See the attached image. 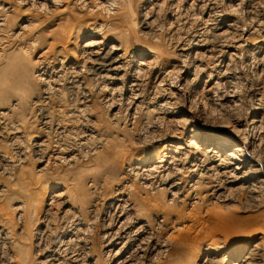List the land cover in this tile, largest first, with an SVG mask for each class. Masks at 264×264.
<instances>
[{"label":"rangeland","instance_id":"374dc122","mask_svg":"<svg viewBox=\"0 0 264 264\" xmlns=\"http://www.w3.org/2000/svg\"><path fill=\"white\" fill-rule=\"evenodd\" d=\"M13 1H15V0H0V4L2 2L5 3L6 6L8 4H12V8L10 9V11H8V12L5 11V14L7 13L8 18H6V24L3 26L4 28L0 29V37L2 38V39H0V66H1L0 67V112L1 111L7 112L4 115L5 118L2 120V122L0 124V125H3V127L0 126V133H2L0 135V153L7 154L10 156L12 155L13 158L15 159V160L13 159L15 162L11 166L9 164L7 165L5 162H0V166H1L0 167V171H1L0 172V184L6 185V186L13 184L14 182H16L18 180V177L15 178V176L17 174L20 176V172H21L22 175L20 176L19 182H20V184L28 182L27 187L29 189L26 188L27 192H24L23 187L20 188L19 186H15V191L10 190V188H8L6 191H4L2 193V195H0V204H2V208L0 209V227H1V225H4L6 227H9L11 230V233H9V235L6 237L8 239H6V238L2 239L0 236V251H6L8 249L9 253L11 255L15 256L14 260L19 259L20 257H23L25 259H30L32 261L31 264H38L37 259L38 258L40 259V257L43 256V252H44L43 248H45V246H48L50 243L54 244L55 240L59 241V239H61V240L64 239V236H66L68 233H70L69 230L72 229L73 231H75V235H77V236H79V238H81V241L76 242L75 239H74V241H71L75 246L78 247V248L76 247L77 252L81 253L85 249L86 250L90 249L89 250L90 251V255H89L90 257L79 256L80 261L83 262V264H87L86 262H88V261H90V262L93 261L96 257H99L100 264H107L106 262H108V261H109L108 264H115V263H112L110 261L109 257L105 258L106 257L105 252L108 248L106 247L105 239L103 237H101L102 233L104 234L105 233L104 231L107 230L106 229L107 226L105 224L107 223L106 219L109 218V216H107L108 201H110L109 197H111L114 194L113 192H115V191L118 192L119 190L120 191L126 190L128 192L130 190V192H128V193L130 194V197H132V199L134 201V204H135L134 207L137 208V210L134 208L132 211H130L131 213H133L132 216L135 214L133 217L136 218V220H137V217L139 216L138 218H140V219L143 218V220L147 219V221H149L151 223L150 224L151 226H149L148 230L142 234L143 237L146 236L147 241L145 240L143 243V245H145L144 247H146V249H144V252H143L144 255H141L140 257L136 256V259L139 258L138 260H136V261H138V264L142 263V262H143L142 264H153L152 262H154V264H156V263L159 264L161 258H163L164 260H166V258H169L168 256L166 257L167 254L162 255L161 257L159 256L160 259H158V256H156L158 254L154 255V253H156V250L155 249L152 250V247L154 246L156 241H165L168 245H170L169 248H170L171 252H175L178 247L180 248V250L179 249L177 250V251H179L178 254L175 255L176 259L178 260V262H176V264H212V263L213 264H218V263L219 264H223V263L224 264H232V261L235 263H238L239 260H237V258H243L244 255L249 250V248L253 247V245L256 244L257 242H259L258 245L261 246V247L258 246V248H259L258 252L263 253L264 252V244H263L264 238L262 237L263 241L260 240L261 234L259 233V231L257 232V229H258L257 227L260 225L254 226L253 224L257 218L256 213L262 212V214H264V181H263L264 180L263 179L264 178V169H263L264 168V160H263L264 159V142H263L264 141V136H263L264 135V131H263V129H264L263 128L264 127V123H263L264 122V105H263L264 104L263 103V101H264V89H263L264 88L263 87L264 86V53H263L264 52V0H252V1L251 0H231V1L230 0H227V1L226 0H152V2H151V0H132V6L135 7V9L137 8L138 11L136 9V11H137L136 12L137 27H136L135 33L133 35H131L132 37H130L131 38L130 49L132 50L130 52V54H132L131 56H133L132 58L129 57V60H131V62L130 63L125 62L124 69L122 70V72L120 74V78L118 80H112L113 82L112 81H102V82H98V83L94 79L89 77V75H87L86 71L83 68L84 62L87 61V55L90 56V54L86 50V47H84V43L91 41L93 39L92 30H96V29L98 30L99 26H97V25H100V23L102 21L106 22L110 19L109 16H111L112 11L110 10V12L107 13L108 11L104 10V7L102 6V4L105 0H85V1L84 0H81V1L80 0H61V1L59 0V1H56L57 5H55L54 2L51 3L48 0H29V1L25 0L26 2L24 0H22V1L17 0L20 3L19 2L16 3V1L15 2H13ZM31 1H34L32 3L33 5L37 2L34 5L36 7V9H35V7H33V5H31ZM41 1H43L42 5H41ZM21 2H23V3H21ZM207 3L209 6L208 7L204 6V4L207 5ZM99 4H101V5H99ZM241 4H242V6H241ZM230 5H231V7H230ZM237 5H238V7H237ZM246 5H247V8H246ZM38 6H39V8H38ZM101 6H102V8H101ZM192 6H194V8H192ZM211 6H213V7H211ZM216 6H219V8ZM228 6L231 9L233 7H236L234 9L235 11L233 9L230 10V8ZM148 7L149 8L152 7V8L149 9ZM226 8H228V9H226ZM237 8H238V10H237ZM147 9H149L151 11H149ZM197 10H199V11H197ZM231 11H233L235 14H233V12L230 13ZM144 12H145V14H144ZM184 12L186 13V15L184 14ZM224 12H226V13H224ZM236 12H238V13H236ZM100 13L103 15H101ZM137 13H139V14L137 15ZM216 14L218 15V17H216L217 16ZM245 14H247V16ZM255 14H258V15H255ZM107 15H109V16H107ZM183 15L185 16L184 18H183ZM200 15H202V17ZM211 15L213 17H210ZM25 16L29 17L30 20H32L34 23L39 22L40 27L34 28L33 24L22 27L23 26L22 23L26 24L25 22H23ZM96 16L98 17V19H96L97 18ZM99 16H101V17H99ZM104 16H105V18H103ZM67 17H68V20L70 19L69 22L67 21ZM173 17H175V18H173ZM206 19H208V20L211 19V20L208 21ZM213 21H215V22H213ZM218 21H220V22H218ZM209 22H211V23H209ZM254 22L257 23V27H256V23H254ZM201 23H202V27H201ZM247 23H250V24H247ZM204 24H205V26L203 28ZM235 24H237V26ZM206 25H207V27H206ZM216 25H218V26H216ZM229 25H230V27H228ZM247 25H250V27ZM122 26L120 27L121 30L119 29L118 31H123L124 30L123 28L126 29L125 25L123 27ZM240 26L242 28L241 30H240ZM208 27H210V28H208ZM246 27H248V28H246ZM243 29H244V31H243ZM67 30L70 34L67 33ZM105 30L104 31H98V32H99V34H101L100 32H102V35L103 34L105 35V33H106V37L113 38L110 34L111 31L109 32V30H106L107 32H105ZM19 31H20V33L18 35H15ZM72 31H73V33H72ZM222 31H225V32H222ZM249 31H250V33H249ZM148 32H149V34H148ZM209 32H210V34L208 35ZM227 32H228V34H226ZM223 33H225V34H223ZM242 33H243V35H242ZM66 34H67V36H66ZM200 34H201V36H200ZM236 34H239V35H236ZM247 34L249 35V37ZM69 35L70 36L72 35V36L68 37ZM134 35H135V38H134ZM225 35H226V37H225ZM152 36H154V37H152ZM194 36H196V37L194 38ZM213 36L216 38H213ZM219 36H220V38H219ZM222 36H223V38H222ZM246 36L248 37V39L250 41L247 39ZM252 36H253V38H252ZM202 37L203 38L205 37V38L203 39ZM34 38L37 39L36 43H31V40ZM59 38L61 39L60 42H59ZM114 38L119 41V38H117V37H114ZM114 38L112 40H107V42L108 43L113 42ZM121 38L122 37H120V39ZM186 39H188V41H186ZM224 39H226V40L228 39L227 42ZM190 40H192V41H190ZM232 40H238V41L236 42V41H232ZM258 40H260V41H258ZM56 41H58V42H56ZM203 41H204V43H203ZM214 41H215V43H214ZM228 41H229V45L227 44ZM136 42H137V44H135ZM184 42H187L188 44L184 43ZM222 42H223V44H222ZM231 42H232V44H231ZM202 43L204 46H202ZM239 43L241 46L239 45ZM142 45H144V46H142ZM222 45H224V46H222ZM230 45H233L234 47L230 46ZM184 46H185V49L183 48ZM156 47H157V50H155ZM149 48H152L157 52V53H155L156 56H155V54L150 55L151 53H148ZM217 48L221 49V50L219 51V50H217ZM63 49L65 51H67L68 55ZM181 50H182V53H181ZM214 50H216V51H214ZM58 51H62V52L57 54ZM71 51L74 54L76 52L75 55L73 54V57H72ZM84 52H86V53H84ZM223 52H225V53H223ZM230 52H232V53L230 54ZM234 53L235 54L237 53V54L234 55ZM61 54H63V55H61ZM200 54H202V55H200ZM214 54L217 56V60H216V58H215L216 56ZM82 55H83V57L81 58ZM182 55H184V56H182ZM212 55H213V57H212ZM67 56H69V57H67ZM204 56H207V57H204ZM52 57H53V59L55 57H58L59 58L58 60H60V59L63 60L64 57H67V59L64 61H62V60L61 61H58V60L53 61ZM151 57H153V58H151ZM201 57H202V59H201ZM154 58H156V59H154ZM157 58L159 60H157ZM220 58H221V60H220ZM140 59L142 61H145V64L137 65L141 62ZM151 59H152V61H151ZM194 59H196V60H194ZM198 59L201 61H199ZM202 60H203V62H202ZM182 61L184 63H182ZM214 61H216V62H214ZM48 62H50V63H48ZM60 62L63 65H61ZM147 63L150 66H152V65L153 66L150 67ZM227 63L228 64L231 63V64L227 65ZM232 63H234V64H232ZM198 64H200V65H198ZM216 64L218 67L216 66ZM180 65L182 67H180ZM220 65L221 66L224 65V66L221 67ZM76 66H78V67H76ZM125 66H126V68H125ZM127 67H128V69H127ZM134 67H136V68H134ZM149 67L152 69H150ZM211 67H212V69H211ZM173 68H174V70H173ZM178 68H180L179 71H178ZM195 68H199V69H195ZM234 68H235V71H233ZM54 69H58V72L53 73L52 71H54ZM135 69H137L138 72H137V70L134 71ZM188 69H190V70H188ZM68 70L69 71L72 70L75 72H71V71L68 72ZM165 70L168 71V74H167V71H165ZM65 71H67V72H65ZM81 71H84V72L82 73ZM144 71H147V73ZM172 71H173V73H172ZM194 72H195V75H194ZM210 72H211V74H210ZM223 72H225L224 73L225 75H223ZM73 73H74V75H73ZM148 73L150 74V77H149ZM175 73H178V74H175ZM196 73H197V75H196ZM48 74H49V76H48ZM60 74H61V76H60ZM66 74H67V76H66ZM137 74H139V75H137ZM140 74L142 75V78H141ZM170 74L176 75L175 76L176 79H175V77H173ZM198 74H199V76H198ZM221 74L223 75V77L219 76ZM233 74H234V76H233ZM62 75H64V76L62 77ZM68 75L70 77H68ZM77 75H78V77H77ZM121 75L123 77H121ZM145 75H147L150 79ZM209 75H210V77H209ZM211 75L213 78L211 77ZM237 75H239L240 77L238 78ZM124 76H126V77H124ZM168 76H169V78H167ZM187 76H188V78H187ZM42 77L48 79V82H50V84L47 81H44V79H42ZM57 77L58 78L60 77L61 79L60 78L58 79ZM63 78H64V80H63ZM136 78L139 79V80H137L138 84H136V82L133 81ZM40 79H42V80H40ZM74 79L79 80L80 82H82V81H84V82H82L81 85H79V88H78V86L72 87ZM168 79H170V80H168ZM235 79L237 81L236 84H235V82H236ZM69 80L71 81V83H69L70 82ZM232 80H233V82H232ZM61 81H63L62 84L60 83ZM150 81H151V83H150ZM163 81L165 83H163ZM189 81L192 82L193 87H192L191 83H188ZM216 81L218 83V89H217V85H215V84H217ZM229 81L231 82V85H230ZM43 82H44V84H43ZM65 82H66V84H64ZM89 82H91V83L89 84ZM105 82H106V84H105ZM166 82H168V83H166ZM108 83H110V84H108ZM100 84H101V86H100ZM103 84H105V85H103ZM130 84L132 87L130 86ZM155 84H156V86L153 87ZM161 84H163V85H161ZM187 84H188V86H187ZM226 84H229V85H227V88H226ZM233 84H234V86H232ZM237 84H238V86H237ZM51 85L52 86L54 85V86L52 87ZM171 85H173V86H171ZM183 85H186V86L181 87ZM204 85H205V87H204ZM240 85L242 88L240 87ZM245 85H246V87H245ZM260 85L263 88H261ZM88 86H89V88H88ZM90 86L95 87V88H92L93 91H92ZM54 87H55V89H54ZM104 87L106 89H104ZM185 87H187V88H185ZM255 87H258V88H255ZM43 88L44 89L46 88L47 91L44 90ZM50 88H52V89L50 90ZM96 88H98V89H96ZM101 88H102V91H101ZM131 88H132V90H131ZM145 88H146V90H145ZM161 88H163V89H161ZM222 88H223V90H222ZM233 88H234V90H233ZM122 89H123V91H122ZM164 89H166V90L164 91V94H162L163 93L162 91ZM260 89H262V91ZM49 90H50V92H49ZM53 90H55V91H53ZM90 90H91V94H90ZM98 90H100V91H98ZM117 90H118V93L116 92ZM158 90L160 91V93ZM218 90H219V92H218ZM224 90H225L226 94H228V95L225 94ZM247 90H248V92H247ZM249 90H251L252 92ZM108 91H112L113 93L110 92L111 93L110 94ZM155 91H156V93H155ZM211 91L215 92V93H212ZM234 91H235V93H234ZM257 91H259V92H257ZM99 92H102V93H99ZM157 92L160 94V97H159V94ZM167 92L169 93V95ZM206 92L208 93V95ZM241 92H242V94H241ZM133 93H135V94H133ZM138 93H140L139 95H141V96H139ZM229 93L236 94V95H231ZM258 93H260V94H258ZM86 94H88V95H86ZM114 94H116L118 97ZM122 94H123V96H122ZM156 94H158V96H156ZM170 94H171V96H170ZM172 94L175 97L176 96L177 97L175 98ZM45 95H47V96L45 97ZM221 95L224 97H222ZM108 96L111 97L112 100H113V98H115L113 100L112 106L109 105V104H111L112 101ZM134 96H136V97H134ZM145 96L147 98H145ZM251 96H252V98H251ZM119 97L121 100L119 99ZM194 97L197 98L198 100L195 99ZM207 97H209V98H207ZM210 97H211V99H210ZM216 97H218L219 100ZM231 97L233 99H231ZM238 97H240V98H238ZM154 98L157 100H155ZM181 98H182V100H181ZM184 98H185V100H184ZM214 98L217 100H215ZM103 99H106V100H103ZM125 99H127L128 101ZM138 99L140 101H138ZM169 99H171V100H169ZM247 99H248V101H247ZM253 99L256 101V103L258 105L255 103V101ZM134 100H136V101H134ZM167 100H168V102H167ZM212 100L215 102H213ZM260 100H262V101H260ZM81 101L83 103H81ZM141 101H142V103H141ZM146 101L148 103L150 101V103L148 104ZM218 101H219V103H218ZM108 102H110V103H108ZM165 102H167V103H165ZM189 102H190V104H189ZM194 102L195 103L197 102V103L195 104ZM252 102H253V104H252ZM77 103H78V105H77ZM86 103H88V104H86ZM119 103L121 105H119ZM122 103H123V105H122ZM161 103H164L165 105L161 104ZM184 103H185V106H184ZM216 103L219 104V106ZM130 104L132 105V107ZM143 104L145 106H143ZM158 104H160V105H158ZM193 104H195V105H193ZM237 104H238V106H237ZM138 105H139V107H138ZM169 105H171V106H169ZM220 105L222 106V108ZM224 105H225V108H227V109L224 108ZM86 106H87V109H86ZM135 106H136V108L138 107L139 110H138V108L136 109ZM142 106H143V108H142ZM155 106H156V108H155ZM189 106H190V108H189ZM236 106H237V108H236ZM118 107L120 108V110ZM124 107H125V109H124ZM210 107H211V109H210ZM230 107H232L233 109L232 108L230 109ZM150 108L153 110L155 109L154 111H156V109H157V113L154 112L153 110H151V111H153V113H152L150 111ZM256 108H259V110H257ZM122 109L124 111H122ZM177 109H178V111H177ZM223 109H225V112ZM76 110H78L79 112ZM81 110L84 111L85 113L83 112V114H82ZM142 110H143V112H142ZM165 110H166V112H165ZM227 110H228V112H227ZM136 112H138V113H136ZM68 113L70 115H67ZM139 113L140 114L142 113L143 116L140 115ZM148 113H150L151 115L149 114L150 116H148L147 115ZM167 113H168V115H167ZM133 114L136 116H134ZM206 116H208V117H206ZM165 117H166V119H165ZM199 117H201V119ZM167 118L170 120H168ZM205 118H206V120H205ZM256 118H258L260 121ZM261 118L263 119L262 123H261ZM135 119H137V121H135ZM174 119H176V120L174 121ZM131 120H133V121H131ZM165 120H167V121H165ZM179 120H181L182 122ZM252 120H254V121L252 122ZM47 121H48V124H47ZM58 122H59V124H58ZM176 122H178L180 124H178ZM202 122H204V123H202ZM13 123H14L13 127H15L17 123H19L21 125V130L17 134H20V135L23 134L24 137L23 136L17 137L16 139H15V137L13 138L12 135L13 134L15 135V133H16L12 129L13 127L11 128ZM130 123H132V125ZM133 123H136V124H133ZM4 125L8 129H5L6 127ZM91 125H92V127H91ZM49 127H51V128H49ZM184 127H185V130H184ZM171 128H173V130ZM174 128H177V129L175 130ZM247 128H248V130H247ZM3 129H5V130H3ZM190 129H192V131ZM261 129H262V131H261ZM178 130L179 131L181 130L180 133ZM12 131H13V133H12ZM175 131H177L178 133ZM183 132H184V134H181ZM26 133L27 134H30V133L33 134V135H31V137L29 136L30 138L28 137L30 140L27 138V136L25 137ZM163 133H164V137L162 136ZM252 133H254L255 135L254 134L252 135ZM54 134H55V136L53 137ZM75 134H77V135H75ZM82 134H83V136H82ZM256 134H257V136H256ZM261 134H263V135H261ZM156 135H158V136H156ZM171 135H173L174 137ZM49 136H50V138H48ZM75 136H77L78 139L75 140V138H76ZM93 136L96 137L97 142L99 141L98 143L96 141H94L95 137H93ZM160 136H162V137H160ZM180 136H182V137L180 138ZM246 136H247V138H246ZM252 136H254V137L252 138ZM10 137H12V138L10 139ZM56 137H57V139H56ZM88 137H90V138H88ZM155 137L157 138L156 141H154ZM53 138L55 141L53 140ZM85 138H87V140ZM91 138H94V140ZM104 138H105V140H104ZM152 138H154V139H152ZM259 138H261L263 140L260 142ZM50 139L53 141H51ZM61 139H63V140H61ZM106 139L109 140L108 143H107ZM16 140H18V141H16ZM47 140H49L51 142H48ZM192 140L195 143H192L193 142ZM227 140H228V142H227ZM245 140L246 141L249 140V141H247L248 143ZM14 141H16V142H14ZM41 141H43V143H41ZM93 141H94V143L96 142L95 146L93 144L91 145V142L93 143ZM101 141H102L103 145L101 144ZM110 141L113 142V144ZM142 141L144 142V144ZM258 141H259V143H258ZM36 142H37V144H39L38 142H40L42 145L39 147V149H38ZM55 142L58 144H61V145H59V147H58V144H56ZM72 142L75 143V145ZM88 142H90L92 149H91L90 145H87ZM116 142H117V144H119L117 147L118 148L120 147L121 151L116 147ZM190 142L194 145H192ZM241 142L243 143L245 153L247 154L246 161H247V163L253 164L252 167L254 169L252 168L251 170H249V168L247 167L243 170L244 172L243 171H240L239 173L236 171L233 172V169H231L232 167L224 168V167H226V165H228L226 162L227 158H226L225 162H223L221 164H219L218 161L214 162V163H209L211 161L207 159L209 161L208 162L205 159L209 155L208 149H210V148H215L218 145L221 146L222 144H224L225 147L223 148V154L225 155L227 152H229L231 150V148L236 147L238 145H241ZM44 143H46V144H44ZM47 143H50V145L49 144L47 145ZM69 143L70 144L72 143V144L70 145ZM99 143H100V145H99ZM65 144L67 145V147L68 146L70 147L69 150L64 148ZM120 144H122V145H120ZM196 144H197V146H196ZM76 145H78V146H76ZM79 145H81V146H79ZM181 146H182V148H181ZM193 146H196L197 148H200V149L197 150L196 147L194 148ZM259 146H260V148H259ZM41 147L43 149V152H42ZM74 147H75V149H74ZM80 147H82L83 150ZM84 147L88 148L89 150L85 149ZM122 147H123V149H122ZM60 148H62V150ZM255 148L257 151L254 150ZM40 149H41V151H40ZM70 149H71V151H70ZM73 149H74V151H73ZM93 149H96L97 151L93 150ZM112 149H114V150H112ZM124 150H125V152H123ZM175 150L177 151L176 153H175ZM201 150L203 151V153ZM205 150H207V153L205 152ZM251 150L253 152L255 151V153H253ZM66 151H67V153H66ZM93 151H96V152H93ZM108 151H110V152H108ZM40 152H41V154H40ZM75 152L76 153L78 152V153L76 154ZM115 152H116V154H115ZM120 152L121 153L123 152L122 153L123 155ZM158 152H159V154H158ZM69 153L75 154V156L77 155L76 161L74 159L75 162L73 160H72L73 162L67 161L65 155L67 156V154H69ZM81 153H82V155L84 154L85 157H84V155H83V157L79 156V154L81 155ZM96 153H98V155ZM126 153H128V154H126ZM156 153H157V155H156ZM256 153H258V154H256ZM88 154H90V155H88ZM93 155L96 158L92 157ZM117 155L119 156L118 158L116 157ZM120 155H122V158ZM137 155H138V157H136ZM158 155H160L162 158ZM166 155H167V157H166ZM185 155H188V156H185ZM156 156H158V157H156ZM172 156H174V157H172ZM179 156H180V158H179ZM18 157L20 160L18 159ZM112 157L113 158L116 157L117 159L113 160ZM61 158H62V160H61ZM77 158H78V160H77ZM81 158H82V160H80ZM85 158L87 160L89 159V161H86ZM203 158L206 160V162ZM186 159H187V162H186ZM129 160H144L146 163V166H144V167L150 169L147 171L149 175L141 174L143 172V169L142 168L137 169V168H135V166L133 167V163H130ZM180 161L183 164L180 163ZM1 163H3V164H1ZM15 163H16V165H15ZM193 163H194V165H193ZM199 163H201V164L199 165ZM223 164H225V165H223ZM201 165H202V167H201ZM139 166H141V165H139ZM154 166H155V168H154ZM213 166L216 168L211 169V168H213ZM172 167H174L175 169ZM180 167L181 168L183 167V168L181 169ZM199 167H201V168H199ZM4 168H6V169H4ZM129 168L132 171H130ZM176 168H178V169H176ZM189 168H191L192 170H190ZM197 168H198V170H197ZM255 168H257L258 170H261V171H258ZM94 169L96 171H94ZM179 169H181L182 171L181 170L179 171ZM187 169L189 170V173H187L188 172ZM216 169H217V171H216ZM7 170L9 172H7ZM138 170H139V172H138ZM157 170H158V172H156ZM205 170H206V172H205ZM226 170H228L229 172ZM256 170H257V172H256ZM92 171H93V174H95L94 175L95 178L98 179V182H99V185H98L99 188H97L95 191H93V189L91 187H85L84 188L80 183L81 179L84 178L86 175H88ZM162 171H163V173H162ZM168 171H170V172H168ZM13 172H14V177L11 174ZM130 172H132L133 174ZM175 172L177 175L172 174ZM193 172L196 174V176ZM215 172L217 175L214 174ZM157 173H159V174L156 176ZM184 173L186 174V176L183 175ZM200 173H201V175H200ZM210 173L212 175H215L216 177L215 176L213 177ZM152 174H154V175H152ZM230 174L231 175L234 174L235 176L234 175L231 176ZM150 175H151V177H150L151 179L149 178ZM203 175H204V177H203ZM228 175L230 176V178ZM152 176H154V178L155 177L156 178L154 179ZM168 176H170V177H168ZM177 176H178V178H177ZM237 176H238L237 180L234 181V179H236ZM240 176H241V178H240ZM164 177L166 178L165 180H171L172 181L173 179H180V181H181V183L178 186L180 188V189L178 188L179 194L176 193L174 198H173L172 194H171L172 196L170 195L171 191L168 190V189H171L170 187H168L170 185H168L167 186L168 189H166L167 187L164 184L165 180L163 181ZM219 177L221 178L220 180H219ZM168 178H171V179H168ZM185 178H188V179L185 180ZM159 179H160V181H157ZM199 179H201V180H199ZM210 179L213 181H211ZM253 179H255V180H253ZM154 180H155V182H154ZM195 180H198V181H195ZM151 181L153 182V184ZM194 181L197 184L196 188L191 187L192 184H195ZM148 182L151 186H149ZM223 183H224V185H223ZM41 184H42V186H41ZM125 184H128L129 186L132 185V186L128 188V185H126L127 187L124 186ZM251 184H255V186L251 185ZM260 185H262V186H260ZM183 186L186 187L185 190L182 189V188H184ZM126 188H128L129 190ZM193 188H194V191H193ZM197 188H201V189H197ZM229 189H231V190H229ZM43 190L46 191V197H45L43 202L45 204H49V205H47V208L49 207L48 208L49 212L46 213V215L41 219L42 220L41 221V220H37V217H40V213L38 214V216L34 215L32 217H29L32 214L33 208L36 207V205H32V207L29 206V203L33 204V202L35 200H39L38 195ZM185 191L190 192V193H186ZM109 192L110 193L112 192V193L110 194ZM219 193H221V194H219ZM109 194L111 196H109ZM199 194H201V195L199 196V199H197ZM26 195H31V197L28 199L26 197ZM225 195H226V197H225ZM259 195L261 196L262 199H260ZM194 196H196V197H194ZM219 196H220V199L217 200V198H219ZM222 196H224V197H222ZM36 197H38V198L34 199ZM51 200L53 203L51 202ZM197 200H199V201H197ZM220 200H222V201H220ZM141 201H142V203H141ZM194 201H196V202H194ZM49 202H51V205ZM88 202H89V204H87V206L91 207L90 209L94 208V210H91V212H90L89 208H86V210H87L86 212L83 210L86 213V215L88 214L86 216L83 211L81 214V209H82V207H86L85 204ZM18 206H21V208L19 209ZM140 209L142 212L139 214ZM78 210H80V211H78ZM134 211L136 213L138 211V213L136 214ZM19 212H24V213L22 215V218L18 221L17 217H18ZM79 212H80V216L83 217V214H84V217H83V223L80 225H77V222L74 221L73 216H75V215L79 216ZM164 213H166V214L169 213V214L166 217L165 216L163 217ZM178 216H180V217H178ZM94 217L95 218L97 217L96 221H95ZM182 217H183V221L185 219H187L188 221L185 220L183 223V221H180V220H182V219H180ZM104 218H105V220H104ZM43 219H45V220H43ZM86 219H88L89 221H90V219H94V221H95L94 225H93V220L89 222ZM97 219H98V221H97ZM175 219H176V222L179 219L180 220L176 223ZM62 220H64V222ZM100 220H101V222H100ZM29 222L33 223L31 228H27V225ZM88 222H89V224L91 223L92 225L91 224L89 225ZM228 224H232L233 228L227 227ZM61 225H63V226H61ZM65 225H66V227H65ZM70 226H73V227L70 228ZM77 226H79V227H77ZM91 226H94V227H91ZM175 226H176V229H175ZM178 226H180V228ZM56 227H58V228L56 229ZM61 227H63V228H61ZM67 227H69V228L67 229ZM82 227L84 229H82ZM87 227H88V230H87ZM78 228H80V232H79ZM50 230H52V231L54 230L55 232H52V231L50 232ZM150 231H152L154 234H152V232H150ZM76 232H78V233H76ZM54 233H55V235H54ZM84 233H85V235H84ZM153 235H155V237ZM67 236H69V235H67ZM84 236L86 237V240L84 239ZM9 239L12 241L14 240L13 246H12V251H11V248L9 247V246H11V244L9 245V243L11 242ZM50 239L53 242L50 241ZM65 239H67V238H65ZM168 239H170V241H168ZM178 239L180 240V242L182 241L181 246L178 245V244H180ZM211 241H212V243L215 241L216 244L210 243ZM78 244L80 245V247ZM214 245H217V246L214 247ZM147 247L150 249L148 250ZM81 248H83V249H81ZM145 250H147V251H145ZM150 252H151V254H150ZM263 254H260V259H262L264 261V257L262 256ZM164 256H165V258H164ZM225 257L227 258V259H225L226 261L224 260ZM154 259L155 260L157 259V261L158 260L159 261L157 262ZM146 260H147V262H146ZM174 262H168L167 264H173ZM203 262H205V263H203ZM214 262H216V263H214ZM68 263L74 264L73 262L71 263V261H69Z\"/></svg>","mask_w":264,"mask_h":264},{"label":"bare ground","instance_id":"6f19581e","mask_svg":"<svg viewBox=\"0 0 264 264\" xmlns=\"http://www.w3.org/2000/svg\"><path fill=\"white\" fill-rule=\"evenodd\" d=\"M16 1V3L17 2H19V1H17V0H15ZM15 1H13V2H15ZM22 1V0H21ZM25 1V0H24ZM29 1V0H28ZM48 1H50L51 3L52 2H54L55 3V5H57V2L56 1H59V0H48ZM47 1V2H48ZM61 1V0H60ZM81 1V0H80ZM85 1V0H84ZM227 1V0H226ZM231 1V0H230ZM252 1V0H251ZM26 2V1H25ZM34 1H31V5H33L32 3H33ZM42 2L43 1H41V5H42ZM103 2V1H102ZM150 2V1H149ZM151 2H152V0H151ZM154 2V1H153ZM200 2V1H199ZM203 2V1H202ZM215 2V1H214ZM213 2V3H214ZM247 2V1H246ZM250 2V1H249ZM20 3V2H19ZM21 3H23V2H21ZM37 3V2H36ZM35 3V4H36ZM53 3V4H54ZM60 3V2H59ZM83 3V2H82ZM196 3V2H195ZM212 3V2H211ZM210 3V4H211ZM218 3V2H217ZM216 3V4H217ZM239 3V2H238ZM241 3V2H240ZM245 3V2H244ZM34 4V5H35ZM153 4V3H152ZM197 4V3H196ZM219 4V3H218ZM255 4V3H254ZM33 5V7H35ZM44 5V4H43ZM46 5V4H45ZM99 5H101V4H99ZM201 5V4H200ZM220 5V4H219ZM251 5V4H250ZM37 6V5H36ZM102 6L104 7V10H107L108 12L107 13H109L110 12V10L112 11V14H111V16H109V15H107V16H109L110 17V19L108 20V21H106V22H99L100 23V25H97V26H99V29L97 30H92V32H93V39L91 40V41H88V42H85L84 43V47H86V50H87V52L90 54V56H88L87 55V61L86 62H84V65H83V68H84V70L86 71V73H87V75H89V77H91L92 79H94L97 83L98 82H102V81H112V80H118L119 78H120V74H121V72H122V70L124 69V65H125V62H127V63H130L131 62V60H129V57H133V56H131L132 54H130V52L132 51L131 49H130V43H131V38L130 37H132L131 35H133L134 33H135V30H136V27H137V19H136V12L138 11V9H137V11H136V9H135V7H133L132 6V0H105L104 2H103V4H102ZM102 6H101V8H102ZM150 6V5H149ZM154 6V5H153ZM196 6V5H195ZM202 6V5H201ZM204 6H209L208 5V3H207V5L206 4H204ZM227 6V5H226ZM241 6H242V4H241ZM245 6V5H244ZM243 6V7H244ZM46 7V6H45ZM137 7V6H136ZM189 7V6H188ZM199 7V6H198ZM211 7H213V6H211ZM216 7H218L219 8V6H216ZM229 7V6H228ZM230 7H231V5H230ZM229 7V8H230ZM237 7H238V5H237ZM252 7V6H251ZM12 8V4H8L7 6H6V4L5 3H1L0 4V29L1 28H4L3 26L6 24V18H8L7 17V13L5 14V11L6 12H8V11H10V9ZM38 8H39V6H38ZM99 8V7H98ZM147 8V7H146ZM149 8V7H148ZM152 7H150L149 9H151ZM192 8H194V6H192ZM203 8V7H202ZM236 7H233L232 9L234 10ZM242 8V7H241ZM240 8V9H241ZM246 8H247V5H246ZM245 8V9H246ZM35 9H36V7H35ZM45 9V8H44ZM143 9V8H142ZM149 9H147V10H149ZM184 9V8H183ZM204 9V8H203ZM202 9V10H203ZM208 9V8H207ZM212 9V8H211ZM226 9H228V8H226ZM225 9V10H226ZM231 8H230V10H232ZM254 9V8H253ZM41 10V9H40ZM101 10V9H100ZM103 10V9H102ZM201 10V11H202ZM215 10V9H214ZM221 10V9H220ZM223 10V9H222ZM237 10H238V8H237ZM252 10V9H251ZM250 10V11H251ZM12 11V10H11ZM149 11H151V10H149ZM183 11V10H182ZM185 11V10H184ZM197 11H199V10H197ZM200 11V12H201ZM204 11V10H203ZM229 11V10H228ZM235 11V10H234ZM248 11V10H247ZM105 12V11H104ZM148 12V11H147ZM215 12V11H214ZM218 12V11H217ZM216 12V13H217ZM223 12V11H222ZM233 11H231L230 13H232ZM252 12V11H251ZM181 13V12H180ZM197 13V12H196ZM219 13V12H218ZM221 13V12H220ZM224 13H226V12H224ZM236 13H238V12H236ZM247 13V12H246ZM101 14V13H100ZM139 13H137V15H138ZM144 14H145V12H144ZM184 14L186 15V13L184 12ZM189 14V13H188ZM201 14V13H200ZM209 14V13H208ZM215 14V13H214ZM233 14H235L234 12H233ZM94 15V14H93ZM101 15H103V14H101ZM217 15V14H216ZM226 15V14H225ZM231 15V14H230ZM243 15V14H242ZM246 16H247V14H245ZM255 15H258V14H255ZM201 17H202V15H200ZM69 17V16H68ZM68 17H67V21L69 22L70 21V19L68 20ZM97 17V16H96ZM99 17H101V16H99ZM149 17V16H148ZM185 16L183 15V18H184ZM210 17H213L212 15L210 16ZM216 17H218V15L216 16ZM215 17V18H216ZM221 17V16H220ZM66 18V17H65ZM103 18H105V16L103 17ZM173 18H175V17H173ZM178 18V17H177ZM243 18V17H242ZM250 18V17H249ZM256 18V17H255ZM96 19H98V17L96 18ZM186 19V18H185ZM201 19V18H200ZM206 20H208V19H206ZM211 20V19H210ZM210 20H208V21H210ZM216 20V19H215ZM235 20V19H234ZM251 20V19H250ZM253 20V19H252ZM105 21V20H104ZM153 21V20H152ZM201 21V20H200ZM205 21V20H204ZM232 21V20H231ZM230 21V22H231ZM243 21V20H242ZM255 21V20H254ZM261 21V20H260ZM263 21V20H262ZM23 22H25L26 24H24V23H22L23 24V26L22 27H25V26H28V25H34V28H39L40 26H39V22L37 23L36 21V23H34L32 20H30V18L29 17H24V20H23ZM33 22V23H32ZM213 22H215V21H213ZM212 22V23H213ZM218 22H220V21H218ZM234 22V21H233ZM237 22V21H236ZM209 23H211V22H209ZM254 23H256V22H254ZM262 23V22H261ZM68 24V23H67ZM207 24V23H206ZM214 24V23H213ZM216 24V23H215ZM230 24V23H229ZM233 24V23H232ZM247 24H250V23H247ZM259 24V23H258ZM70 25V24H69ZM126 26V29L125 28H123L124 30L123 31H118L119 29H120V27L121 26ZM200 25V24H199ZM219 25V24H218ZM218 25H216V26H218ZM236 26H237V24H235ZM252 25V24H251ZM254 25V24H253ZM261 25V24H260ZM72 26V25H71ZM122 26V27H123ZM204 26H205V24L203 25V28H204ZM209 26V25H208ZM215 26V27H216ZM247 26H249L250 27V25H247ZM70 27V26H69ZM201 27H202V23H201ZM206 27H207V25H206ZM220 27V26H219ZM228 27H230V25L228 26ZM233 27V26H232ZM235 27V26H234ZM256 27H257V23H256ZM73 28V27H72ZM71 28V29H72ZM202 28V29H203ZM208 28H210V27H208ZM212 28V27H211ZM214 28V27H213ZM246 28H248V27H246ZM95 29V28H94ZM109 30V32L111 31V36L114 38V37H117V38H119V41L118 40H116L115 38H114V40H113V42H111V43H108L107 42V40H112L113 38H108V37H106V33H105V35L103 36L102 35V32H100L101 34H99V32L98 31H104V30ZM215 29V28H214ZM219 29V28H218ZM217 29V30H218ZM234 29V28H233ZM242 28H241V26H240V30H241ZM254 29V28H253ZM76 30V29H75ZM105 30V32H107ZM121 30V29H120ZM126 30V31H125ZM205 30V29H204ZM213 30V29H212ZM228 30V29H227ZM255 30V29H254ZM71 31V30H70ZM208 31V30H207ZM206 31V32H207ZM216 31V30H215ZM239 31V30H238ZM243 31H244V29H243ZM66 32V31H65ZM98 32V33H97ZM137 32V31H136ZM153 32V31H152ZM151 32V33H152ZM193 32V31H192ZM198 32V31H197ZM222 32H225V31H222ZM230 32V31H229ZM233 32V31H232ZM20 33V31L19 32H17V34H15V35H18ZM67 33H69L68 32V30H67ZM72 33H73V31H72ZM203 33V32H202ZM201 33V34H202ZM205 33V32H204ZM212 33V32H211ZM249 33H250V31H249ZM253 33V32H252ZM63 34V33H62ZM70 34V33H69ZM148 34H149V32H148ZM194 34V33H193ZM199 34V33H198ZM201 34H200V36H201ZM210 34V32L208 33V35ZM214 34V33H213ZM223 34H225V33H223ZM222 34V35H223ZM226 34H228V32L226 33ZM230 34V33H229ZM241 34V33H240ZM245 34V33H244ZM91 35V34H90ZM102 35V36H101ZM144 35V34H143ZM219 35V34H218ZM236 35H239V34H236ZM242 35H243V33H242ZM241 35V36H242ZM248 35V34H247ZM61 36V35H60ZM59 36V37H60ZM65 36V35H64ZM63 36V37H64ZM66 36H67V34H66ZM72 36V35H71ZM70 35L68 36V37H71ZM199 36V35H198ZM203 36V35H202ZM217 36V35H216ZM67 37V38H68ZM91 37V38H92ZM110 37V36H109ZM120 37H122L121 39H120ZM152 37H154V36H152ZM196 36H194V38H195ZM225 37H226V35H225ZM224 37V38H225ZM247 37V36H246ZM248 37H249V35H248ZM248 37H247V39H248ZM251 37V36H250ZM4 38V37H3ZM134 38H135V35H134ZM140 38V37H139ZM203 38V37H202ZM205 38V37H204ZM203 38V39H204ZM213 38H216V37H214L213 36ZM219 38H220V36H219ZM222 38H223V36H222ZM230 38V37H229ZM228 38V39H229ZM252 38H253V36H252ZM251 38V39H252ZM0 39H2L1 37H0ZM201 39V38H200ZM212 39V38H211ZM227 39V40H228ZM233 39V38H232ZM241 39V38H240ZM243 39V38H242ZM262 39V38H261ZM60 38H59V42H60ZM64 40V39H63ZM137 40V39H136ZM206 40V39H205ZM210 40V39H209ZM217 40V39H216ZM224 40H226V39H224ZM227 40H226V42H227ZM231 40V39H230ZM246 40V39H245ZM249 40V39H248ZM36 41H37V39H32L31 40V43H36ZM186 41H188V39H186ZM190 41H192V40H190ZM219 41V40H218ZM221 41V40H220ZM232 41H238V40H232ZM250 41V40H249ZM258 41H260V40H258ZM56 42H58V41H56ZM63 42V41H62ZM197 42V41H196ZM213 42V41H212ZM241 42V41H240ZM184 43H187V42H184ZM203 43H204V41H203ZM203 43H202V46H204L203 45ZM214 43H215V41H214ZM251 43V42H250ZM263 43V42H262ZM135 44H137V42L135 43ZM183 44V43H182ZM188 44V43H187ZM210 44V43H209ZM222 44H223V42H222ZM225 44V43H224ZM228 45H229V41H228V43H227ZM231 44H232V42H231ZM237 44V43H236ZM242 44V43H241ZM255 44V43H254ZM253 44V45H254ZM194 45V44H193ZM196 45V44H195ZM200 45V44H199ZM208 45V44H207ZM213 45V44H212ZM218 45V44H217ZM221 45V44H220ZM234 45V44H233ZM233 45H230V46H233ZM239 45H240V43H239ZM246 45V44H245ZM142 46H144V45H142ZM155 46V45H154ZM192 46V45H191ZM222 46H224V45H222ZM241 46V45H240ZM239 46V47H240ZM147 47V46H146ZM182 47V46H181ZM234 47V46H233ZM82 48V47H81ZM184 49H185V46L183 47ZM221 48V47H220ZM224 48V47H223ZM227 48V47H226ZM237 48V47H236ZM148 49V48H147ZM180 49V48H179ZM205 49V48H204ZM209 49V48H208ZM212 49V48H211ZM262 49V48H261ZM60 50V49H59ZM64 50V49H63ZM62 50V51H63ZM83 50V49H82ZM85 50V49H84ZM155 50H157V47H156V49ZM154 49H152V48H149V50H148V53H151L150 55H152V54H155V53H157L156 51H155ZM202 50V49H201ZM206 50V49H205ZM217 50H221V49H218L217 48ZM223 50V49H222ZM227 50V49H226ZM225 50V51H226ZM239 50V49H238ZM62 51H58V53L57 54H59V53H61ZM65 51V50H64ZM63 51V52H64ZM70 51V50H69ZM210 51V50H209ZM214 51H216V50H214ZM66 53H67V51H65ZM83 52V51H82ZM222 52V51H221ZM71 53H72V57H73V52L71 51ZM84 53H86V52H84ZM83 53V54H84ZM181 53H182V50H181ZM188 53V52H187ZM214 53V52H213ZM223 53H225V52H223ZM232 52H230V54H231ZM261 53V52H260ZM264 53V52H263ZM75 54H76V52H75ZM74 54V55H75ZM80 54V53H79ZM237 54V53H236ZM235 53H234V55H236ZM61 55H63V54H61ZM67 55H68V53H67ZM81 55V54H80ZM160 55V54H159ZM200 55H202V54H200ZM207 55V54H206ZM215 55V54H214ZM219 55V54H218ZM221 55V54H220ZM85 56V55H84ZM145 56V55H144ZM147 56V55H146ZM155 56H156V54H155ZM182 56H184V55H182ZM199 56V55H198ZM216 56V55H215ZM231 56V55H230ZM67 57H69V56H67ZM67 57H64V59L62 60V59H60V60H58L59 58L58 57H55L54 59H53V57H52V60L54 61H64V60H66L67 59ZM71 57V58H72ZM75 57V56H74ZM83 57V55L81 56V58ZM164 57V56H163ZM181 57V56H180ZM204 57H207V56H204ZM209 57V56H208ZM212 57H213V55H212ZM220 57V56H219ZM229 57V56H228ZM237 57V56H236ZM61 58V57H60ZM80 58V57H79ZM80 58V59H81ZM151 58H153V57H151ZM162 58V57H161ZM182 58V57H181ZM189 58V57H188ZM191 58V57H190ZM216 58V60H217V56L215 57ZM232 58V57H231ZM230 58V59H231ZM253 58V57H252ZM78 59V58H77ZM154 59H156V58H154ZM193 59V58H192ZM191 59V60H192ZM201 59H202V57H201ZM204 59V58H203ZM256 59V58H255ZM51 60V61H52ZM70 60V59H69ZM86 60V59H85ZM133 60V59H132ZM141 60V59H140ZM157 60H159L158 58H157ZM186 60V59H185ZM194 60H196V59H194ZM199 60V59H198ZM220 60H221V58H220ZM252 60V59H251ZM261 60V59H260ZM151 61H152V59H151ZM154 61V60H153ZM156 61V60H155ZM184 61V60H183ZM182 61V63H184ZM199 61H201V60H199ZM230 61V60H229ZM254 61V60H253ZM257 61V60H256ZM66 62V61H65ZM150 62V61H149ZM157 62V61H156ZM174 62V61H173ZM202 62H203V60H202ZM201 62V63H202ZM214 62H216V61H214ZM260 62V61H259ZM48 63H50V62H48ZM61 63V62H60ZM67 63V62H66ZM79 63V62H78ZM151 63V62H150ZM186 63V62H185ZM190 63V62H189ZM200 63V62H199ZM83 64V63H82ZM137 64V63H136ZM141 64H145V61H142L141 60V62L139 63V64H137V65H141ZM148 64V63H147ZM166 64V63H165ZM169 64V63H168ZM173 64V63H172ZM177 64V63H176ZM175 64V65H176ZM188 64V63H187ZM195 64V63H194ZM218 64V63H217ZM217 64H216V66H217ZM223 64V63H222ZM231 64V63H230ZM230 64H228L227 63V65H230ZM232 64H234V63H232ZM256 64V63H255ZM260 64V63H259ZM61 65H63L62 63H61ZM129 65V64H128ZM149 65V64H148ZM178 65V64H177ZM182 65V64H181ZM180 65V67H182ZM190 65V64H189ZM197 65V64H196ZM198 65H200V64H198ZM71 66V65H70ZM75 66V65H74ZM80 66V65H79ZM134 66V65H133ZM144 66V65H143ZM150 66V65H149ZM153 66V65H152ZM152 66H150V67H152ZM157 66V65H156ZM155 66V67H156ZM168 66V65H167ZM173 66V65H172ZM203 66V65H202ZM221 66V65H220ZM224 65H222L221 67H223ZM1 67V66H0ZM72 67V66H71ZM76 67H78V66H76ZM75 67V68H76ZM129 67V66H128ZM128 67H127V69H128ZM142 67V66H141ZM149 67V68H150ZM198 67V66H197ZM218 67V66H217ZM229 67V66H228ZM258 67V66H257ZM256 67V68H257ZM262 67V66H261ZM4 68V67H3ZM2 68V69H3ZM53 68V67H52ZM57 68V67H56ZM61 68V67H60ZM70 68V67H69ZM125 68H126V66H125ZM134 68H136V67H134ZM188 68V67H187ZM186 68V69H187ZM200 68V67H199ZM199 68H195V69H199ZM233 68V67H232ZM236 68V67H235ZM235 68H234V70L233 71H235ZM73 69V68H72ZM82 69V68H81ZM133 69V68H132ZM150 69H152V68H150ZM154 69V68H153ZM169 69V68H168ZM179 69L180 68H178V71H179ZM185 69V70H186ZM211 69H212V67H211ZM221 69V68H220ZM223 69V68H222ZM227 69V68H226ZM237 69V68H236ZM62 70V69H61ZM137 69H135L134 71H136ZM145 70V69H144ZM172 70V69H171ZM173 70H174V68H173ZM188 70H190V69H188ZM217 70V69H216ZM46 71V70H45ZM60 71V70H59ZM71 72H75V71H72V70H70ZM69 70H68V72H70ZM153 71V70H152ZM164 71V70H163ZM165 71H167V70H165ZM170 71V70H169ZM177 71V72H178ZM195 71V70H194ZM212 71V70H211ZM231 71V70H230ZM229 71V72H230ZM261 71V70H260ZM53 73L54 72H58V69H54V71H52ZM51 72V73H52ZM61 72V71H60ZM65 72H67V71H65ZM82 73L84 72V71H81ZM80 72V73H81ZM137 72H138V70H137ZM140 72V71H139ZM144 72H146L147 73V71H144ZM143 72V73H144ZM159 72V71H158ZM176 72V71H175ZM197 72V71H196ZM218 72V71H217ZM237 72V71H236ZM77 73V72H76ZM128 73V72H127ZM142 73V72H141ZM145 73V74H146ZM162 73V72H161ZM172 73H173V71H172ZM183 73V72H182ZM193 73V72H192ZM199 73V72H198ZM222 73V72H221ZM225 72H223V75H225L224 74ZM231 73V72H230ZM229 73V74H230ZM256 73V72H255ZM78 74V73H77ZM129 74V73H128ZM134 74V73H133ZM149 74V73H148ZM167 74H168V71H167ZM175 74H178V73H175ZM210 74H211V72H210ZM218 74V73H217ZM220 74V73H219ZM227 74V73H226ZM232 74V73H231ZM73 75H74V73H73ZM79 75V74H78ZM78 75H77V77H78ZM84 75V74H83ZM123 75V74H122ZM121 75V77H123ZM137 75H139V74H137ZM141 75V74H140ZM153 75V74H152ZM166 75V74H165ZM170 75H172V74H170ZM169 75V76H170ZM194 75H195V72H194ZM196 75H197V73H196ZM214 75V74H213ZM216 75V74H215ZM223 75L221 74V75H219V76H221V77H223ZM48 76H49V74H48ZM60 76H61V74H60ZM64 75H62V77H63ZM66 76H67V74H66ZM65 76V77H66ZM72 76V75H71ZM76 76V75H75ZM145 76H147V75H145ZM169 76L167 77V78H169ZM173 77H175L176 75H172ZM198 76H199V74H198ZM218 76V75H217ZM233 76H234V74H233ZM52 77V76H51ZM54 77V76H53ZM64 77V78H65ZM68 77H70L69 75H68ZM74 77V76H73ZM88 77V76H87ZM88 77V78H89ZM124 77H126V76H124ZM137 77V76H136ZM148 77V76H147ZM149 77H150V74H149ZM148 77V78H149ZM152 77V76H151ZM209 77H210V75H209ZM211 77H212V75H211ZM228 77V76H227ZM237 77L239 78L240 76L239 75H237ZM58 78V77H57ZM60 78V77H59ZM58 78V79H59ZM64 78H63V80H64ZM80 78V77H79ZM141 78H142V75H141ZM144 78V77H143ZM171 78V77H170ZM178 78V77H177ZM187 78H188V76H187ZM213 78V77H212ZM42 79H44V81H47L48 82V79H46V78H43L42 77ZM42 79H40V80H42ZM50 79V78H49ZM61 79V78H60ZM73 79V78H72ZM83 79V78H82ZM86 79V78H85ZM90 79V78H89ZM127 79V78H126ZM131 79V78H130ZM150 79V78H149ZM172 79V78H171ZM175 79H176V77H175ZM191 79V78H190ZM193 79V78H192ZM232 79V78H231ZM53 80V79H52ZM57 80V79H56ZM68 80V79H67ZM71 80V79H70ZM69 80V81H70ZM121 80V79H120ZM137 80H139V79H134L133 81H135L136 82V84H138L137 83ZM145 80V79H144ZM148 80V79H147ZM152 80V79H151ZM157 80V79H156ZM164 80V79H163ZM168 80H170V79H168ZM186 80V79H185ZM188 80V79H187ZM197 80V79H196ZM195 80V81H196ZM228 80V79H227ZM226 80V81H227ZM66 81V80H65ZM72 81V80H71ZM71 81L69 82V83H71ZM132 81V80H131ZM132 81V82H133ZM158 81V80H157ZM173 81V80H172ZM171 81V82H172ZM191 81V80H190ZM188 82V83H191V85H192V82ZM235 81H236V79H235ZM234 81V82H235ZM242 81V80H241ZM42 82V81H41ZM62 82L63 81H61L60 83L62 84ZM82 82H84V81H82ZM82 82H80L79 80H76V79H74V82H73V84H72V87H77L78 86V88H79V85H81V83ZM93 82V81H92ZM113 82V81H112ZM130 82V81H129ZM134 82V83H135ZM144 82V81H143ZM155 82V81H154ZM194 82V81H193ZM225 82V81H224ZM230 82V81H229ZM228 82V83H229ZM232 82H233V80H232ZM244 82V81H243ZM49 84H50V82H48ZM56 83V82H55ZM91 82H89V84H90ZM147 83V82H146ZM150 83H151V81H150ZM153 83V82H152ZM163 83H165L164 81H163ZM166 83H168V82H166ZM173 83V82H172ZM177 83V82H176ZM184 83V82H183ZM216 83H217V81H216ZM226 83V82H225ZM237 83V81L235 82V84ZM242 83V82H241ZM240 83V84H241ZM246 83V82H245ZM263 83V82H262ZM43 84H44V82H43ZM64 84H66V82L64 83ZM105 84H106V82H105ZM105 84H103V85H105ZM108 84H110V83H108ZM107 84V85H108ZM121 84V83H120ZM123 84V83H122ZM140 84V83H139ZM159 84V83H158ZM181 84V83H180ZM215 84V83H214ZM223 84V83H222ZM244 84V83H243ZM48 85V84H47ZM68 85V84H67ZM87 85V84H86ZM99 85V84H98ZM102 85V86H103ZM114 85V84H113ZM141 85V84H140ZM145 85V84H144ZM161 85H163V84H161ZM165 85V84H164ZM174 85V84H173ZM173 85H171V86H173ZM190 85V84H189ZM215 85H217V89H218V83L217 84H215ZM227 85H229V84H226V88H227ZM230 85H231V82H230ZM242 85V84H241ZM241 85H240V87H241ZM52 86V85H51ZM54 86V85H53ZM52 86V87H53ZM60 86V85H59ZM84 86V85H83ZM95 86V85H94ZM97 86V85H96ZM100 86H101V84H100ZM122 86V85H121ZM130 86H131V84H130ZM138 86V85H137ZM156 86V84L153 86V87H155ZM170 86V87H171ZM177 86V85H176ZM184 86H186V85H183V86H181V87H184ZM187 86H188V84H187ZM214 86V85H213ZM212 86V87H213ZM221 86V85H220ZM232 86H234V84L232 85ZM237 86H238V84H237ZM244 86V85H243ZM252 86V85H251ZM261 86V85H260ZM64 87V86H63ZM69 87V86H68ZM71 87V86H70ZM86 87V86H85ZM91 87V86H90ZM119 87V86H118ZM128 87V86H127ZM132 87V86H131ZM136 87V86H135ZM143 87V86H142ZM159 87V86H158ZM192 87H193V85H192ZM204 87H205V85H204ZM210 87V86H209ZM208 87V88H209ZM211 87V88H212ZM224 87V86H223ZM245 87H246V85H245ZM264 87V86H263ZM262 86H261V88H263ZM48 88V87H47ZM59 88V87H58ZM62 88V87H61ZM67 88V87H66ZM88 88H89V86H88ZM92 88H95V87H91V89ZM117 88V87H116ZM138 88V87H137ZM141 88V87H140ZM167 88V87H166ZM176 88V87H175ZM178 88V87H177ZM185 88H187V87H185ZM184 88V89H185ZM189 88V87H188ZM237 88V87H236ZM242 88V87H241ZM252 88V87H251ZM255 88H258V87H255ZM44 89V88H43ZM52 88H50V90H51ZM54 89H55V87H54ZM96 89H98V88H96ZM104 89H106L105 87H104ZM111 89V88H110ZM121 89V88H120ZM160 89V88H159ZM161 89H163V88H161ZM180 89V88H179ZM190 89V88H189ZM206 89V88H205ZM220 89V88H219ZM225 89V88H224ZM244 89V88H243ZM250 89V88H249ZM253 89V88H252ZM251 89V90H252ZM264 89V88H263ZM44 90H46V88L44 89ZM50 90H49V92H50ZM115 90V89H114ZM131 90H132V88H131ZM136 90V89H135ZM145 90H146V88H145ZM156 90V89H155ZM166 89H164L162 92V94H164V91H165ZM170 90V89H169ZM186 90V89H185ZM196 90V89H195ZM210 90V89H209ZM208 90V91H209ZM214 90V89H213ZM212 90V91H213ZM222 90H223V88H222ZM226 90V89H225ZM225 90H224V92H225ZM233 90H234V88H233ZM232 90V91H233ZM239 90V89H238ZM251 90H249V91H251ZM255 90V89H254ZM261 91H262V89H260ZM47 91V90H46ZM53 91H55V90H53ZM67 91V90H66ZM72 91V90H71ZM70 91V92H71ZM75 91V90H74ZM84 91V90H83ZM92 91H93V89H92ZM95 91V90H94ZM98 91H100V90H98ZM97 91V92H98ZM101 91H102V88H101ZM104 91V90H103ZM122 91H123V89H122ZM157 91V90H156ZM156 91H155V93H156ZM159 91V90H158ZM168 91V90H167ZM174 91V90H173ZM187 91V90H186ZM211 91V92H212ZM228 91V90H227ZM231 91V90H230ZM236 91V90H235ZM235 91H234V93H235ZM52 92V91H51ZM65 92V91H64ZM96 92V93H97ZM109 93L110 92H112V91H108ZM115 92V91H114ZM117 93H118V90L116 91ZM134 92V91H133ZM142 92V91H141ZM146 92V91H145ZM144 92V93H145ZM154 92V91H153ZM170 92V91H169ZM182 92V91H181ZM204 92V91H203ZM210 92V91H209ZM218 92H219V90H218ZM247 92H248V90H247ZM252 92V91H251ZM257 92H259V91H257ZM80 93V92H79ZM88 93V92H87ZM99 93H102V92H99ZM113 93V92H112ZM143 93V92H142ZM151 93V92H150ZM158 93V92H157ZM159 93H160V91H159ZM158 93V94H159ZM168 93V92H167ZM193 93V92H192ZM207 93V92H206ZM212 93H215V92H212ZM221 93V92H220ZM232 93V92H231ZM231 93H229V94H231ZM237 93V92H236ZM245 93V92H244ZM84 94V93H83ZM90 94H91V90H90ZM106 94V93H105ZM111 94V93H110ZM133 94H135V93H133ZM140 93H138V95H139ZM158 94H156V96H158ZM175 94V93H174ZM184 94V93H183ZM225 94H226V92H225ZM239 94V93H238ZM241 94H242V92H241ZM258 94H260V93H258ZM263 94V93H262ZM49 95V94H48ZM81 95V94H80ZM86 95H88V94H86ZM98 95V94H97ZM101 95V94H100ZM114 95H116V94H114ZM121 95V94H120ZM149 95V94H148ZM168 95H169V93H168ZM173 95V94H172ZM201 95V94H200ZM207 95H208V93H207ZM212 95V94H211ZM210 95V96H211ZM216 95V94H215ZM219 95V94H218ZM226 95H228V94H226ZM231 95H236V94H231ZM230 95V96H231ZM47 95H45V97H46ZM72 96V95H71ZM74 96V95H73ZM113 96V95H112ZM117 96V95H116ZM122 96H123V94H122ZM121 96V97H122ZM132 96V95H131ZM139 96H141V95H139ZM144 96V95H143ZM162 96V95H161ZM166 96V95H165ZM170 96H171V94H170ZM174 96V95H173ZM172 96V97H173ZM187 96V95H186ZM222 96V95H221ZM239 96V95H238ZM244 96V95H243ZM253 96V95H252ZM252 96H251V98H252ZM84 97V96H83ZM86 97V96H85ZM105 97V96H104ZM109 97V96H108ZM107 97V98H108ZM115 97V96H114ZM118 97V96H117ZM134 97H136V96H134ZM150 97V96H149ZM159 97H160V94H159ZM169 97V96H168ZM167 97V98H168ZM175 97V96H174ZM177 97V96H176ZM175 97V98H176ZM179 97V96H178ZM193 97V96H192ZM197 97V96H196ZM215 97V96H214ZM222 97H224V96H222ZM50 98V97H49ZM80 98V97H79ZM89 98V97H88ZM110 99H111V97H109ZM133 98V97H132ZM145 98H147L146 96H145ZM157 98V97H156ZM195 98V97H194ZM207 98H209V97H207ZM217 99H218V97H216ZM220 98V97H219ZM227 98V97H226ZM229 98V97H228ZM238 98H240V97H238ZM246 98V97H245ZM249 98V97H248ZM46 99V98H45ZM72 99V98H71ZM82 99V98H81ZM115 98H113V100H114ZM118 99V98H117ZM116 99V100H117ZM119 99H120V97H119ZM143 99V98H142ZM141 99V100H142ZM153 99V98H152ZM155 99V98H154ZM195 99H197V98H195ZM201 99V98H200ZM199 99V100H200ZM210 99H211V97H210ZM209 99V100H210ZM215 99V98H214ZM217 99H215V100H217ZM231 99H233L232 97H231ZM255 99V98H254ZM253 99V100H254ZM88 100V99H87ZM103 100H106V99H103ZM113 100L111 99V104H109L110 106H112V103H113ZM121 100V99H120ZM125 100H127V99H125ZM133 100V99H132ZM147 100V99H146ZM155 100H157V99H155ZM169 100H171V99H169ZM181 100H182V98H181ZM184 100H185V98H184ZM183 100V101H184ZM198 100V99H197ZM202 100V99H201ZM208 100V99H207ZM219 100V99H218ZM239 100V99H238ZM245 100V99H244ZM243 100V101H244ZM252 100V99H251ZM256 100V99H255ZM254 100V101H255ZM258 100V99H257ZM77 101V100H76ZM128 101V100H127ZM134 101H136V100H134ZM138 101H140L139 99H138ZM143 101V100H142ZM142 101H141V103H142ZM151 101V100H150ZM150 101H149V103H150ZM213 101V100H212ZM211 101V102H212ZM234 101V100H233ZM247 101H248V99H247ZM260 101H262V100H260ZM259 101V102H260ZM78 102V101H77ZM87 102V101H86ZM115 102V101H114ZM118 102V101H117ZM147 102V101H146ZM145 102V103H146ZM156 102V101H155ZM167 102H168V100H167ZM167 102H165V103H167ZM177 102V101H176ZM192 102V101H191ZM213 102H215V101H213ZM232 102V101H231ZM81 103H83L82 101H81ZM107 103V102H106ZM108 103H110V102H108ZM121 103V102H120ZM119 103V105H121ZM134 103V102H133ZM148 103V102H147ZM148 103V104H149ZM157 103V102H156ZM173 103V102H172ZM171 103V104H172ZM178 103V102H177ZM195 103V102H194ZM197 103V102H196ZM195 103V104H196ZM218 103H219V101H218ZM224 103V102H223ZM222 103V104H223ZM228 103V102H227ZM235 103V102H234ZM255 103H256V101H255ZM263 103H264V101H263ZM86 104H88V103H86ZM117 104V103H116ZM125 104V103H124ZM136 104V103H135ZM161 104H164V103H161ZM170 104V103H169ZM175 104V103H174ZM179 104V103H178ZM189 104H190V102H189ZM195 104H193V105H195ZM213 104V103H212ZM215 104V103H214ZM217 104V103H216ZM221 104V105H222ZM226 104V103H225ZM229 104V103H228ZM252 104H253V102H252ZM257 104V103H256ZM72 105V104H71ZM74 105V104H73ZM76 105V104H75ZM77 105H78V103H77ZM82 105V104H81ZM114 105V104H113ZM118 105V106H119ZM122 105H123V103H122ZM131 105V104H130ZM141 105V104H140ZM154 105V104H153ZM158 105H160V104H158ZM165 105V104H164ZM218 106H219V104H217ZM220 105V106H221ZM232 105V104H231ZM235 105V104H234ZM241 105V104H240ZM258 105V104H257ZM264 105V104H263ZM115 106V105H114ZM128 106V105H127ZM143 106H145L144 104H143ZM143 106H142V108H143ZM163 106V105H162ZM169 106H171V105H169ZM175 106V105H174ZM173 106V107H174ZM184 106H185V103H184ZM228 106V105H227ZM237 106H238V104H237ZM237 106H236V108H237ZM255 106V105H254ZM122 107V106H121ZM131 107H132V105H131ZM130 107V108H131ZM138 107H139V105H138ZM137 107V108H138ZM164 107V106H163ZM192 107V106H191ZM213 107V106H212ZM240 107V106H239ZM259 107V106H258ZM84 108V107H83ZM119 108V107H118ZM123 108V107H122ZM134 108V107H133ZM135 108H136V106H135ZM136 108V109H137ZM141 108V109H142ZM148 108V107H147ZM155 108H156V106H155ZM162 108V107H161ZM160 108V109H161ZM165 108V107H164ZM169 108V107H168ZM171 108V107H170ZM189 108H190V106H189ZM216 108V107H215ZM221 108H222V106H221ZM224 108H225V105H224ZM232 107H230V109H231ZM235 108V107H234ZM86 109H87V106H86ZM124 109H125V107H124ZM127 109V108H126ZM140 109V110H141ZM163 109V108H162ZM173 109V108H172ZM192 109V108H191ZM196 109V108H195ZM210 109H211V107H210ZM225 109H227V108H225ZM225 109H223L224 110V112H225ZM229 109V108H228ZM233 109V108H232ZM257 110H259V108H256ZM79 110V109H78ZM78 110H76V111H78ZM84 110V109H83ZM119 110H120V108H119ZM128 110V109H127ZM126 110V111H127ZM138 110H139V108H138ZM151 110H153V109H151L150 108V111ZM155 110V109H154ZM153 110V111H154ZM167 110V109H166ZM166 110H165V112H166ZM197 110V109H196ZM214 110V109H213ZM82 111V110H81ZM80 111V112H81ZM122 111H124L123 109H122ZM135 111V110H134ZM153 111H151L152 113H153ZM159 111V110H158ZM168 111V110H167ZM172 111V110H171ZM174 111V110H173ZM177 111H178V109H177ZM217 111V110H216ZM79 112V111H78ZM83 112L84 111H82V114H83ZM142 112H143V110H142ZM148 112V111H147ZM146 112V113H147ZM150 112V113H151ZM154 112H156L157 113V109H156V111H154ZM161 112V111H160ZM164 112V111H163ZM162 112V113H163ZM202 112V111H201ZM227 112H228V110H227ZM7 112H5V111H1L0 112V124H1V122H2V120L5 118V114H6ZM70 113V112H69ZM67 114V115H70V114ZM85 113V112H84ZM135 113V112H134ZM136 113H138V112H136ZM150 113H148L147 115L148 116H150L151 114ZM155 113V114H156ZM206 113V112H205ZM213 113V112H212ZM222 113V112H221ZM257 113V112H256ZM255 113V114H256ZM260 113V112H259ZM140 114V113H139ZM150 114V115H149ZM172 114V113H171ZM175 114V113H174ZM200 114V113H199ZM214 114V113H213ZM262 114V113H261ZM126 115V114H125ZM134 115V114H133ZM140 115H142V113L140 114ZM167 115H168V113H167ZM134 116H136V115H134ZM143 116V115H142ZM166 116V115H165ZM263 116V115H262ZM7 117V116H6ZM141 117V116H140ZM163 117V116H162ZM204 117V116H203ZM206 117H208V116H206ZM164 118V117H163ZM200 119H201V117H199ZM48 119V118H47ZM50 119V118H49ZM53 119V118H52ZM132 119V118H131ZM165 119H166V117H165ZM168 119V118H167ZM204 119V118H203ZM202 119V120H203ZM253 119V118H252ZM256 119H258V118H256ZM51 120V119H50ZM128 120V119H127ZM168 120H170V119H168ZM172 120V119H171ZM176 119H174V121H175ZM205 120H206V118H205ZM259 120V119H258ZM126 121V120H125ZM131 121H133V120H131ZM135 121H137V119H135ZM165 121H167V120H165ZM179 121H181V120H179ZM254 120H252V122H253ZM257 121V120H256ZM260 121V120H259ZM5 122V121H4ZM43 122V121H42ZM46 122V121H45ZM44 122V123H45ZM182 122V121H181ZM258 122V121H257ZM263 122V119L261 118V123ZM176 123H178V122H176ZM175 123V124H176ZM202 123H204V122H202ZM251 123V122H250ZM255 123V122H254ZM264 123V122H263ZM4 124V123H3ZM8 124V123H7ZM47 124H48V121H47ZM58 124H59V122H58ZM131 125H132V123H130ZM133 124H136V123H133ZM174 124V123H173ZM178 124H180V123H178ZM253 124V123H252ZM55 125V124H54ZM168 125V124H167ZM172 125V124H171ZM249 125V124H248ZM259 125V124H258ZM0 126H2L3 127V125H0ZM5 126V125H4ZM11 126V125H10ZM9 126V127H10ZM14 126V123H13V125L11 126V128ZM43 126V125H42ZM175 126V125H174ZM180 126V125H179ZM253 126V125H252ZM260 126V125H259ZM258 126V127H259ZM6 127V126H5ZM54 127V126H53ZM91 127H92V125H91ZM172 127V126H171ZM262 127V126H261ZM260 127V128H261ZM48 128V127H47ZM49 128H51V127H49ZM64 128V127H63ZM192 128V127H191ZM264 128V127H263ZM5 129H8L7 127L5 128ZM5 129H3V130H5ZM13 130H14V132H16L15 133V135L13 134L12 136H13V138L15 137V139L17 138V137H24V135L23 134H17L18 132H20V130H21V125L19 124V123H17L16 124V126L15 127H13L12 128ZM91 129V128H90ZM89 129V130H90ZM93 129V128H92ZM172 130H173V128H171ZM175 130L177 129V128H174ZM195 129V128H194ZM11 130V129H10ZM57 130V129H56ZM60 130V129H59ZM166 130V129H165ZM184 130H185V127H184ZM191 131H192V129H190ZM247 130H248V128H247ZM250 130V129H249ZM252 130V129H251ZM259 130V129H258ZM94 131V130H93ZM96 131V130H95ZM179 131V130H178ZM181 131V130H180ZM180 131H179V133H180ZM254 131V130H253ZM261 131H262V129H261ZM260 131V132H261ZM263 131H264V129H263ZM60 132V131H59ZM62 132V131H61ZM173 132V131H172ZM175 132H177V131H175ZM12 133H13V131H12ZM82 133V132H81ZM80 133V134H81ZM178 133V132H177ZM186 133V132H185ZM250 133V132H249ZM256 133V132H255ZM2 133H0V135H1ZM58 134V133H57ZM56 134V135H57ZM93 134V133H92ZM91 134V135H92ZM97 134V133H96ZM161 134V133H160ZM159 134V135H160ZM166 134V133H165ZM176 134V133H175ZM174 134V135H175ZM181 134H184V132L183 133H181ZM248 134V133H247ZM254 133H252V135H253ZM260 134V133H259ZM258 134V135H259ZM31 135H33V134H27L26 133V135H25V137L27 136V138L30 136L31 137ZM75 135H77V134H75ZM98 135V134H97ZM255 135V134H254ZM261 135H263V134H261ZM48 136V135H47ZM55 136V134L53 135V137ZM60 136V135H59ZM74 136V135H73ZM81 136V135H80ZM82 136H83V134H82ZM86 136V135H85ZM96 136V135H95ZM95 136H93V137H95ZM156 136H158V135H156ZM162 136L164 137V133L162 134ZM162 136H160V137H162ZM167 136V135H166ZM165 136V137H166ZM171 136H173V135H171ZM177 136V135H176ZM190 136V135H189ZM256 136H257V134H256ZM264 136V135H263ZM29 137V138H30ZM63 137V136H62ZM76 138H75V140L76 139H78V137L77 136H75ZM92 137V136H91ZM174 137V136H173ZM182 136H180V138H181ZM245 137V136H244ZM254 136H252V138H253ZM259 137V136H258ZM12 137H10V139H11ZM28 138V139H29ZM47 138V137H46ZM48 138H50V136L48 137ZM52 138V137H51ZM61 138V137H60ZM88 138H90V137H88ZM103 138V137H102ZM170 138V137H169ZM179 138V137H178ZM246 138H247V136H246ZM56 139H57V137H56ZM80 139V138H79ZM86 140H87V138H85ZM91 139H93L94 140V138H91ZM100 139V138H99ZM144 139V138H143ZM152 139H154V138H152ZM151 139V140H152ZM159 139V138H158ZM167 139V138H166ZM249 139V138H248ZM256 139V138H255ZM30 140V139H29ZM51 140V139H50ZM53 140H54V138H53ZM53 140H51V141H53ZM61 140H63V139H61ZM85 140V141H86ZM90 140V139H89ZM98 140V139H97ZM104 140H105V138H104ZM157 140V138L155 137V139H154V141H156ZM162 140V139H161ZM180 140V139H179ZM187 140V139H186ZM250 140V139H249ZM249 140H247V141H249ZM259 140H260V142L263 140V139H261V138H259ZM16 141H18V140H16ZM16 141H14V142H16ZM44 141V140H43ZM43 141H41V143H43ZM48 142H51V141H49V140H47ZM55 141V140H54ZM94 141H96V137H95V140ZM94 141H93V143L91 142V145L93 144L94 146L96 145V142L94 143ZM106 141H107V143L109 142V140H107L106 139ZM144 141V140H143ZM142 141V142H143ZM188 141V140H187ZM193 141V140H192ZM246 141V140H245ZM246 141V142H247ZM30 142V141H29ZM78 142V141H77ZM76 142V143H77ZM84 142V141H83ZM87 142V141H86ZM99 142V141H98ZM97 142V143H98ZM104 142V141H103ZM111 142V141H110ZM145 142V141H144ZM144 142H143V144H144ZM151 142V141H150ZM174 142V141H173ZM178 142V141H177ZM227 142H228V140H227ZM255 142V141H254ZM264 142V141H263ZM12 143V142H11ZM39 144H37V142H36V144H37V146H38V149H39V147L40 146H42L41 145V143L40 142H38ZM56 143V142H55ZM62 143V142H61ZM73 143V142H72ZM71 143V144H72ZM82 143V142H81ZM106 143V142H105ZM112 144H113V142H111ZM119 143V142H118ZM122 143V142H121ZM186 143V142H185ZM191 143V142H190ZM192 143H195L194 141L192 142ZM191 143V144H192ZM248 143V142H247ZM250 143V142H249ZM258 143H259V141H258ZM257 143V144H258ZM33 144V143H32ZM44 144H46V143H44ZM50 145V143H47V145ZM56 144H58V143H56ZM63 144V143H62ZM70 144V143H69ZM70 144V145H71ZM74 145H75V143H73ZM80 144V143H79ZM84 144V143H83ZM101 144H102V141H101ZM110 144V143H109ZM178 144V143H177ZM189 144V143H188ZM228 144V143H227ZM230 144V143H229ZM245 144V143H244ZM252 144V143H251ZM46 145V146H47ZM53 145V144H52ZM51 145V146H52ZM59 145H61V144H58V147H59ZM87 145H90V142H88V144ZM90 145V147H91V149H92V146ZM99 145H100V143H99ZM103 145V144H102ZM108 145V144H107ZM119 144H117V142H116V147L118 146ZM120 145H122V144H120ZM192 145H194V144H192ZM203 145V144H202ZM35 146V145H34ZM76 146H78V145H76ZM79 146H81V145H79ZM93 146V147H94ZM176 146V145H175ZM188 146V145H187ZM196 146H197V144H196ZM196 146H193L194 148L196 147ZM44 147V146H43ZM83 147V146H82ZM82 147H80L81 149H82ZM101 147V146H100ZM200 147V146H199ZM225 147V145L224 144H222L221 146H216L215 148H210V149H208V153H209V155L205 158L206 160L208 159V160H210L211 162H209L208 160V162L209 163H214V162H217L218 161V163L219 164H221V163H223V162H225V160H226V158H227V164L228 165H226V167H224V168H228V167H232L231 169H233V172L234 171H236V172H240V171H243L245 168H249V170H251L253 167V164H250V163H247V161H246V157H247V154L245 153V150H244V146H243V143L241 142V145H238V146H236V147H233V148H231V150L229 151V152H227L225 155L223 154V148ZM255 147V146H254ZM34 148V147H33ZM64 148H66L67 150H69V146L67 147V145L65 144V147ZM79 148V149H80ZM85 148V147H84ZM99 148V147H98ZM118 148V147H117ZM181 148H182V146H181ZM259 148H260V146H259ZM258 148V149H259ZM41 149H42V147H41ZM41 149H40V151H41ZM46 149V148H45ZM61 150H62V148H60ZM59 149V150H60ZM74 149H75V147H74ZM74 149H73V151H74ZM85 149H88V148H85ZM97 149V148H96ZM96 149H93V150H96ZM115 149V148H114ZM114 149H112V150H114ZM119 150L121 149L120 147L118 148ZM122 149H123V147H122ZM179 149V148H178ZM190 149V148H189ZM196 149L198 150V149H200V148H197L196 147ZM248 149V148H247ZM26 150V149H25ZM33 150V149H32ZM83 150V149H82ZM89 150V149H88ZM111 150V149H110ZM191 150V149H190ZM254 150H256V148L254 149ZM70 151H71V149H70ZM78 151V150H77ZM97 151V150H96ZM96 151H93V152H96ZM116 151V150H115ZM121 151V150H120ZM196 151V150H195ZM202 151V150H201ZM252 151V150H251ZM257 151V150H256ZM42 152H43V149H42ZM58 152V151H57ZM64 152V151H63ZM79 152V151H78ZM77 152V153H78ZM85 152V151H84ZM83 152V153H84ZM87 152V151H86ZM90 152V151H89ZM92 152V153H93ZM108 152H110V151H108ZM123 152H125V150L123 151ZM122 152V153H123ZM177 151L175 150V153H176ZM179 152V151H178ZM190 152V151H189ZM205 152L207 153V150H205ZM250 152V151H249ZM253 152V151H252ZM34 153V152H33ZM66 153H67V151H66ZM72 153V152H71ZM76 153V152H75ZM76 153V154H77ZM80 153V152H79ZM121 153V152H120ZM121 153V154H122ZM202 153H203V151H202ZM253 153H255V151L253 152ZM263 153V152H262ZM40 154H41V152H40ZM55 154V153H54ZM62 154V153H61ZM65 154V153H64ZM91 154V153H90ZM90 154H88V155H90ZM97 155H98V153H96ZM105 154V153H104ZM115 154H116V152H115ZM126 154H128V153H126ZM125 154V155H126ZM142 154V153H141ZM154 154V153H153ZM152 154V155H153ZM158 154H159V152H158ZM161 154V153H160ZM167 154V153H166ZM180 154V153H179ZM183 154V153H182ZM201 154V153H200ZM256 154H258V153H256ZM38 155V154H37ZM59 155V154H58ZM84 155V154H83ZM83 155H82V153H81V155L79 154V156H81V157H83ZM96 155V156H97ZM119 155V154H118ZM116 156L117 158L119 157V156ZM123 155V154H122ZM122 155H120L121 156V158H122ZM156 155H157V153H156ZM169 155V154H168ZM190 155V154H189ZM224 155V156H223ZM23 156V155H22ZM25 156V155H24ZM77 156V155H76ZM76 156H75V154H67V156L65 155V157H66V159H67V161H74V159H75V161H76ZM130 156V155H129ZM146 156V155H145ZM144 156V157H145ZM158 156H160V155H158ZM158 156H156V157H158ZM181 156V155H180ZM180 156H179V158H180ZM185 156H188V155H185ZM184 156V157H185ZM223 156V157H222ZM253 156V155H252ZM257 156V155H256ZM255 156V157H256ZM84 157H85V155H84ZM90 157V156H89ZM88 157V158H89ZM92 157H94V155L92 156ZM91 157V158H92ZM116 157H112L113 158V160H115V159H117ZM132 157V156H131ZM130 157V158H131ZM136 157H138V155L136 156ZM155 157V156H154ZM161 157V156H160ZM165 157V156H164ZM166 157H167V155H166ZM170 157V156H169ZM172 157H174V156H172ZM182 157V156H181ZM183 157V158H184ZM192 157V156H191ZM195 157V156H194ZM193 157V158H194ZM204 157V156H203ZM254 157V156H253ZM258 157V156H257ZM63 158V157H62ZM62 158H61V160H62ZM80 158V157H79ZM87 158V157H86ZM85 158V159H86ZM94 158H96V157H94ZM98 158V157H97ZM129 158V157H128ZM162 158V157H161ZM189 158V157H188ZM14 158H13V156L11 155H7V154H3V153H0V162H5L7 165L9 164L10 166L11 165H13L14 164V160H13ZM18 159H19V157H18ZM65 159V160H66ZM93 159V158H92ZM120 159V158H119ZM118 159V160H119ZM144 159V158H143ZM149 159V158H148ZM177 159V158H176ZM202 159V158H201ZM204 159V158H203ZM204 159V160H205ZM20 160V159H19ZM77 160H78V158H77ZM80 160H82V158L80 159ZM128 160V159H127ZM160 160V159H159ZM165 160V159H164ZM174 160V159H173ZM172 160V161H173ZM178 160V159H177ZM181 160V159H180ZM189 160V159H188ZM200 160V159H199ZM206 160H205V162H206ZM262 160V159H261ZM264 160V159H263ZM23 161V160H22ZM72 161V162H73ZM74 161V162H75ZM84 161V160H83ZM86 161H89V159L87 160L86 159ZM171 161V162H172ZM179 161V160H178ZM182 161V160H181ZM180 161V163H182ZM191 161V160H190ZM129 162L130 163H133V167L135 166V168H137V169H143V172L141 173V174H144V175H149L148 174V170H150V169H148V168H146V167H144V166H146V163H145V161L144 160H129ZM159 162V161H158ZM170 162V161H169ZM177 162V161H176ZM186 162H187V159H186ZM185 162V163H186ZM203 162V161H202ZM201 162V163H202ZM263 162V161H262ZM68 163V162H67ZM174 163V162H173ZM195 163V162H194ZM194 163H193V165H194ZM201 163H199V165L201 164ZM252 163V162H251ZM1 164H3V163H1ZM5 164V165H6ZM179 164V163H178ZM183 164V163H182ZM196 164V163H195ZM208 164V163H207ZM15 165H16V163H15ZM14 165V166H15ZM139 165H141V166H139ZM191 165V164H190ZM215 165V164H214ZM218 165V164H217ZM223 165H225V164H223ZM256 165V164H255ZM258 165V164H257ZM263 165V164H262ZM156 166V165H155ZM155 166H154V168H155ZM158 166V165H157ZM192 166V165H191ZM211 166V165H210ZM220 166V165H219ZM1 167V166H0ZM6 167V166H5ZM144 167V168H143ZM161 167V166H160ZM184 167V166H183ZM182 167V168H183ZM201 167H202V165H201ZM201 167H199V168H201ZM207 167V166H206ZM212 167V166H211ZM222 167V166H221ZM13 168V167H12ZM11 168V169H12ZM172 168H174V167H172ZM181 168V167H180ZM181 168V169H182ZM196 168V167H195ZM204 168V167H203ZM210 168V167H209ZM214 168H216V167H214L213 166V168H211V169H214ZM223 168V167H222ZM4 169H6V168H4ZM3 169V170H4ZM9 169V168H8ZM152 169V168H151ZM175 169V168H174ZM176 169H178V168H176ZM181 169H179V171L181 170ZM186 169V168H185ZM190 170H192L191 168H189ZM210 169V170H211ZM254 169V168H253ZM255 169H257V168H255ZM264 169V168H263ZM2 170V171H3ZM14 170V169H13ZM129 170H130V168H129ZM161 170V169H160ZM188 170V169H187ZM197 170H198V168H197ZM203 170V169H202ZM207 170V169H206ZM206 170H205V172H206ZM209 170V169H208ZM258 170V169H257ZM257 170H256V172H257ZM6 171V170H5ZM15 171V170H14ZM94 171H96L95 169H94ZM130 171H132V170H130ZM134 171V170H133ZM174 171V170H173ZM178 171V172H179ZM182 171V170H181ZM196 171V170H195ZM201 171V170H200ZM216 171H217V169H216ZM226 171H228V170H226ZM254 171V170H253ZM258 171H261V170H258ZM1 172V171H0ZM7 172H9L8 170H7ZM98 172V171H97ZM138 172H139V170H138ZM156 172H158V170L156 171ZM168 172H170V171H168ZM191 172V171H190ZM214 172V171H213ZM224 172V171H223ZM229 172V171H228ZM232 172V173H233ZM235 172V173H236ZM244 172V171H243ZM5 173V172H4ZM95 173V172H94ZM130 173H132V172H130ZM135 173V172H134ZM151 173V172H150ZM161 173V172H160ZM162 173H163V171H162ZM181 173V172H180ZM187 173H189V170H188V172ZM194 173V172H193ZM212 173V172H211ZM210 173V174H211ZM222 173V172H221ZM9 174V173H8ZM12 174V176L14 177V172L13 173H11ZM16 174V173H15ZM133 174V173H132ZM155 174V173H154ZM154 174H152V175H154ZM159 173H157L156 174V176L158 175ZM172 174H176V172L175 173H172ZM195 174V173H194ZM208 174V173H207ZM213 174V173H212ZM211 174V175H212ZM215 175H217L216 174V172L214 173ZM246 174V173H245ZM22 175V173L20 172V176ZM95 174H93V171L92 172H90L88 175H86L84 178H82L81 179V181H80V183H81V185L85 188V187H91L92 189H93V191H95L97 188H99V182H98V179H96L95 178V176H94ZM137 175V174H136ZM140 175V174H139ZM162 175V174H161ZM164 175V174H163ZM169 175V174H168ZM177 175V174H176ZM183 175H185L186 176V174L184 173ZM199 175V174H198ZM200 175H201V173H200ZM206 175V174H205ZM209 175V174H208ZM210 175V176H211ZM215 175H212L213 177L215 176ZM219 175V174H218ZM223 175V174H222ZM231 175V174H230ZM232 175H234V174H232ZM231 175V176H232ZM243 175V174H242ZM254 175V174H253ZM20 176L17 174L16 176H15V178H17L18 177V180L16 181V182H14L13 184H11V185H2V184H0V195H2V193L4 192V191H6L8 188H10V190H14L15 191V186H19L20 188L21 187H23L24 188V192H27V189L26 188H28L27 186H28V182H25V183H23V184H20ZM131 176V175H130ZM167 176V175H166ZM175 176V175H174ZM195 176H196V174H195ZM209 176V177H210ZM211 176V177H212ZM224 176V175H223ZM229 176V175H228ZM227 176V177H228ZM235 176V175H234ZM247 176V175H246ZM94 177V178H93ZM151 177V175L149 176V178ZM153 178H154V176H152ZM160 177V176H159ZM162 177V176H161ZM168 177H170V176H168ZM173 177V176H172ZM171 177V178H172ZM189 177V176H188ZM193 177V176H192ZM203 177H204V175H203ZM216 177V176H215ZM222 177V176H221ZM138 178V177H137ZM156 178V177H155ZM154 178V179H155ZM171 178H168V179H171ZM177 178H178V176H177ZM183 178V177H182ZM229 178H230V176H229ZM237 178H238V176L236 177V179H234V181L235 180H237ZM240 178H241V176H240ZM239 178V179H240ZM258 178V177H257ZM134 179V178H133ZM147 179V178H146ZM151 179V178H150ZM166 178L164 177V179H163V181L165 180ZM186 179H188V178H185V180ZM193 179V178H192ZM197 179V178H196ZM202 179V178H201ZM201 179H199V180H201ZM209 179V178H208ZM213 179V178H212ZM217 179V178H216ZM221 178L219 177V180H220ZM262 179V178H261ZM264 179V178H263ZM149 180V179H148ZM162 180V179H161ZM211 180V179H210ZM218 180V179H217ZM227 180V179H226ZM253 180H255V179H253ZM113 181V180H112ZM157 181H160V179L159 180H157ZM195 181H198V180H195ZM194 181V182H195ZM211 181H213V180H211ZM225 181V180H224ZM229 181V180H228ZM233 181V180H232ZM231 181V182H232ZM248 181V180H247ZM258 181V180H257ZM264 181V180H263ZM152 182V181H151ZM150 182V183H151ZM154 182H155V180H154ZM191 182V181H190ZM218 182V181H217ZM221 182V181H220ZM223 182V181H222ZM259 182V181H258ZM257 182V183H258ZM142 183V182H141ZM145 183V182H144ZM161 183V182H160ZM181 183V181H180V179H173L172 181L171 180H165V186L167 187L168 185H170V186H168V187H170L171 189H168V187L166 188V189H168L169 191H171L170 192V195L172 194L173 195V198L175 197V195H176V193H178L179 194V192H178V186H179V184ZM205 183V182H204ZM226 183V182H225ZM131 184V183H130ZM148 184H149V182H148ZM152 184H153V182H152ZM185 184V183H184ZM192 184V183H191ZM190 184V185H191ZM222 184V183H221ZM220 184V185H221ZM241 184V183H240ZM102 185V184H101ZM100 185V186H101ZM126 185H128V184H125L124 186L125 187H127ZM207 185V184H206ZM213 185V184H212ZM215 185V184H214ZM217 185V184H216ZM219 185V184H218ZM223 185H224V183H223ZM251 185H254L255 186V184H251ZM41 186H42V184H41ZM132 186V185H131ZM131 186H129L128 185V188L129 187H131ZM149 186H151L150 184H149ZM156 186V185H155ZM160 186V185H159ZM186 186V185H185ZM185 186H183L184 188H182V189H184L185 190ZM196 186H197V184H196V182H195V184H192V186L191 187H195L196 188ZM208 186V185H207ZM211 186V185H210ZM228 186V185H227ZM239 186V185H238ZM241 186V185H240ZM260 186H262V185H260ZM259 186V187H260ZM158 187V186H157ZM164 187V186H163ZM199 187V186H198ZM222 187V186H221ZM258 187V186H257ZM128 188H126V189H128ZM206 188V187H205ZM213 188V187H212ZM223 188V187H222ZM229 188V187H228ZM227 188V189H228ZM29 189V188H28ZM119 189V188H118ZM117 189V190H118ZM125 189V188H124ZM132 189V188H131ZM162 189V188H161ZM180 189V188H179ZM188 189V188H187ZM192 189V188H191ZM197 189H201V188H197ZM216 189V188H215ZM214 189V190H215ZM218 189V188H217ZM220 189V188H219ZM86 190V189H85ZM129 190V189H128ZM204 190V189H203ZM213 190V189H212ZM224 190V189H223ZM226 190V189H225ZM229 190H231V189H229ZM114 191V190H113ZM188 191V190H187ZM190 191V190H189ZM193 191H194V188H193ZM92 192V191H91ZM128 192H130V190L128 191ZM126 190H122V191H118V192H113L114 194V196L112 195H110L109 194V196H111V197H109V199H110V201H108V212H107V216H109V218H107L106 219V226H107V230H105L104 232V234L102 233V236L101 237H103L104 239H105V243H106V247L108 248L107 250H106V257L105 258H107V257H109V259H110V261L112 262V263H115V264H138V261H136V260H138L139 258H137L136 259V256L137 257H140L141 255H144L143 254V252H144V249H146V247H144L145 245H143V243H144V241L146 240V236L145 237H143L142 236V234L145 232V231H147L148 230V228H149V226H151L150 224V222L149 221H147V219L146 220H143V218L142 219H140V218H138L137 217V220H136V218H134L133 216L135 215H133L132 216V214L133 213H131L130 211H132L135 207H134V201H133V199H132V197H130V194L128 193ZM186 192V191H185ZM191 192V191H190ZM190 192H186V193H190ZM227 192V191H226ZM140 193V192H139ZM181 193V192H180ZM199 193V192H198ZM202 193V192H201ZM214 193V192H213ZM216 193V192H215ZM165 194V193H164ZM168 194V193H167ZM192 194V193H191ZM196 194V193H195ZM219 194H221V193H219ZM171 195V196H172ZM190 195V194H189ZM188 195V196H189ZM201 194H199L198 195V197H197V199H199V196H200ZM191 196V195H190ZM189 196V197H190ZM228 196V195H227ZM260 196V195H259ZM258 196V197H259ZM26 197L29 199L30 197H31V195H26ZM39 197V198H38ZM38 197H36V198H34V199H39V200H35L34 202H33V204L32 203H29V206H31L32 207V205H36V207H34L33 208V210H32V214L29 216V217H32V216H34V215H36V216H38V214L40 213V217H37V220H41L45 215H46V213H48L49 212V210H48V208H47V205H49V204H45L43 201H44V199H45V197H46V191H41L40 193H39V195H38ZM179 197V196H178ZM194 197H196V196H194ZM205 197V196H204ZM203 197V198H204ZM222 197H224V196H222ZM225 197H226V195H225ZM193 198V197H192ZM202 198V197H201ZM171 199V198H170ZM218 199H220V196H219V198H217V200ZM227 199V198H226ZM225 199V200H226ZM260 199H262L261 198V196H260ZM224 200V199H223ZM180 201V200H179ZM192 201V200H191ZM197 201H199V200H197ZM220 201H222V200H220ZM51 202H52V200H51ZM51 202H49L50 203V205H51ZM194 202H196V201H194ZM193 202V203H194ZM53 203V202H52ZM141 203H142V201H141ZM31 204V205H30ZM85 204V203H84ZM83 204V205H84ZM87 204H89V202L88 203H86L85 205H86V207H82V209H81V214H82V211L84 210L85 212L87 211L86 210V208H89V210H90V212H91V210H94V208L93 209H90L91 207H89V206H87ZM139 204V203H138ZM107 206V205H106ZM19 207V209L21 208V206H18ZM137 207V206H136ZM2 208V204H0V209ZM136 210H137V208H135ZM139 209V208H138ZM167 209V208H166ZM171 209V208H170ZM97 210V209H96ZM168 210V209H167ZM78 211H80V210H78ZM83 211V212H84ZM84 212V213H85ZM135 212V211H134ZM142 211H141V209H140V212H139V214L141 213ZM168 212V211H167ZM23 213L24 212H19L18 213V217H17V220L19 221L21 218H22V215H23ZM136 213V212H135ZM137 213H138V211H137ZM136 213V214H137ZM166 213H164L163 214V217L165 216H167L168 214H166ZM48 215V214H47ZM75 215V214H74ZM85 215H86V213H85ZM88 215V214H87ZM86 215V216H87ZM83 217H84V214H83ZM83 217L82 216H80V212H79V216H77V215H75V216H73V219H74V221H76L77 222V225H80V224H82L83 223ZM98 217V216H97ZM96 217V218H97ZM178 217H180V216H178ZM177 217V218H178ZM256 220L254 221V226L255 225H260V226H256L258 229H257V232L259 231V233L261 234V236H260V240H262V237L264 238V214H262V212H259V213H256ZM95 218V217H94ZM96 218H95V221H96ZM134 218V219H133ZM46 219V218H45ZM45 219H43V220H45ZM70 219V218H69ZM72 219V220H73ZM103 219V218H102ZM180 219H182V220H180ZM179 220L180 221H183V217L182 218H180ZM67 220V219H66ZM71 220V219H70ZM69 220V221H70ZM86 220H88V219H86ZM93 220V225H94V223H95V221H94V219H90V221H92ZM104 220H105V218H104ZM103 220V221H104ZM178 220V219H177ZM178 220V221H179ZM185 220H187V219H185ZM184 220V221H185ZM42 221V220H41ZM63 222H64V220H62ZM89 221V220H88ZM89 221V222H90ZM97 221H98V219H97ZM162 221V220H161ZM177 221V222H178ZM184 221H183V223H184ZM188 221V220H187ZM89 222H88V224H89ZM100 222H101V220H100ZM175 222H176V219H175ZM176 222V223H177ZM85 223V222H84ZM136 223V224H135ZM174 223V222H173ZM187 223V222H186ZM63 224V223H62ZM65 224V223H64ZM69 224V223H68ZM71 224V223H70ZM73 224V223H72ZM75 224V223H74ZM87 224V225H88ZM91 224V223H90ZM89 224V225H90ZM250 224V223H249ZM32 225H33V223H28V225H27V228H31L32 227ZM86 225V224H85ZM92 225V224H91ZM103 225V224H102ZM182 225V224H181ZM229 225V226H228ZM227 225V227H229V228H233V225L232 224H228ZM61 226H63V225H61ZM68 226V225H67ZM82 226V225H81ZM101 226V225H100ZM65 227H66V225H65ZM71 227H73V226H70V228ZM77 227H79V226H77ZM91 227H94V226H91ZM154 227V226H153ZM179 228H180V226H178ZM185 227V226H184ZM58 227H56V229H57ZM61 228H63V227H61ZM69 227H67V229H68ZM81 228V227H80ZM80 228H78V230H79V232H80ZM86 228V227H85ZM102 228V227H101ZM174 228V227H173ZM182 228V227H181ZM228 228V229H229ZM52 229V228H51ZM76 229V228H75ZM82 229H84L83 227H82ZM104 229V228H103ZM175 229H176V226H175ZM178 229V228H177ZM227 229V230H228ZM60 230V229H59ZM65 230V229H64ZM87 230H88V227H87ZM174 230V229H173ZM256 230V229H255ZM52 230H50V232H51ZM62 231V230H61ZM70 231V233H68L67 235H69V236H64V239H59V241H54L55 243L54 244H51L50 242V244L48 245V246H45V248H43V256H41L40 257V259L38 258L37 259V261H38V264H70V263H68L69 261H71V263L73 262L74 264H83V262H81L80 261V258H79V256H83V257H90L89 255H90V249L89 250H83L81 253L80 252H77V246H75L71 241H74V239H75V241L77 242V241H81V238H79V236H77V235H75V231H73L72 229H70L69 230ZM68 231V232H69ZM82 231V230H81ZM84 231V230H83ZM103 231V230H102ZM154 231V230H153ZM156 231V230H155ZM229 231V230H228ZM252 231V230H251ZM52 232H55L54 230L52 231ZM59 232V231H58ZM150 232H152V231H150ZM9 233H11V230H10V228L9 227H6V226H4V225H1V227H0V236H1V238L2 239H5L8 235H9ZM64 233V232H63ZM67 233V232H66ZM76 233H78V232H76ZM57 234V233H56ZM152 234H154L153 232H152ZM256 234V233H255ZM258 234V233H257ZM54 235H55V233H54ZM84 235H85V233H84ZM145 235V234H144ZM152 236V235H151ZM154 237H155V235H153ZM53 237V236H52ZM62 237V236H61ZM82 237V236H81ZM157 237V236H156ZM161 237V236H160ZM163 237V236H162ZM168 237V236H167ZM54 238V237H53ZM52 238V239H53ZM60 238V237H59ZM65 238H67V239H65ZM151 238V237H150ZM158 238V237H157ZM166 238V237H165ZM179 238V237H178ZM6 239H8V238H6ZM42 239V238H41ZM84 239L86 240V237L84 236ZM164 239V238H163ZM180 239V238H179ZM178 239V240H179ZM10 240V239H9ZM8 240V241H9ZM150 240V239H149ZM161 240V239H160ZM3 241V240H2ZM11 242L9 243V245L11 244V246H9L10 248H11V251H12V246H13V241L12 240H10ZM50 241H52L51 239H50ZM147 241V240H146ZM152 241V240H151ZM155 241V240H154ZM168 241H170V239H168ZM167 241V242H168ZM263 241V240H262ZM53 242V241H52ZM5 243V242H4ZM75 243V242H74ZM104 243V244H105ZM151 243V242H150ZM178 243V242H177ZM179 243L180 244H178L179 246H181V244H182V241L180 242V240H179ZM210 243H212V241L210 242ZM213 243H215V241L213 242ZM212 243V244H213ZM262 243V242H261ZM86 244V243H85ZM146 244V243H145ZM209 244V243H208ZM216 244V243H215ZM259 244V242H257L256 244H254L253 245V247H250L249 248V250L247 251V253L244 255V257L243 258H237V260H239V262L238 263H235V262H233L232 261V264H264V261L262 260V259H260V254H263L262 252L261 253H259L258 252V246L259 247H261L260 245H258ZM263 244H264V242H263ZM75 247H73V246ZM77 245V244H76ZM79 245V244H78ZM89 246V245H88ZM149 246V245H148ZM208 246V245H207ZM211 246V245H210ZM215 246H217V245H214V247ZM219 246V245H218ZM77 247V248H76ZM79 247H80V245H79ZM86 247V246H85ZM170 245H168L165 241H156L155 242V244H154V246L152 247V250H156V253H154V255L155 254H158V255H156V256H158V259H160V257L162 256V255H166V257L168 256L169 258H166V260H164L163 258H161V260H160V262H159V264H167L168 262H174L173 264H176V262H178V260L176 259V257H175V255H177L178 254V252L179 251H177L178 249L180 250V248L178 247L177 248V250L175 251V252H171V250H170ZM213 247V246H212ZM221 247V246H220ZM91 248V247H90ZM148 248V247H147ZM208 248V247H207ZM211 248V247H210ZM81 249H83V248H81ZM150 248H148V250H149ZM219 249V248H218ZM7 251V252H6ZM6 251H0V264H31V260L30 259H25V258H23V257H20L19 259H16V260H14V255H11L10 253H9V251H8V249L6 250ZM81 251V250H80ZM92 251V250H91ZM145 251H147V250H145ZM263 251V250H262ZM208 252V251H207ZM181 253V252H180ZM205 253V252H204ZM216 253V252H215ZM218 253V252H217ZM150 254H151V252H150ZM219 254V253H218ZM153 255V256H154ZM146 256V255H145ZM144 256V257H145ZM160 256V257H159ZM209 256V255H208ZM263 257H264V254L262 255ZM82 257V258H83ZM155 257V256H154ZM150 258V257H149ZM152 258V257H151ZM164 258H165V256H164ZM213 258V257H212ZM223 258V257H222ZM232 258V257H231ZM86 259V258H85ZM94 259V258H93ZM144 259V258H143ZM207 259V258H206ZM205 259V260H206ZM225 259H227L226 257L224 258V260ZM236 259V258H235ZM82 260V259H81ZM108 260V259H107ZM141 260V259H140ZM153 260V259H152ZM151 260V261H152ZM155 260V259H154ZM215 260V259H214ZM233 260V259H232ZM86 261V260H85ZM149 261V260H148ZM155 261H157V259L155 260ZM159 261V260H158ZM157 261V262H158ZM213 261V260H212ZM226 261V260H225ZM109 262V261H108ZM108 262H106L107 264H108ZM140 262V261H139ZM146 262H147V260H146ZM218 262V261H217ZM87 264H100V259H99V257H96L93 261H88V262H86ZM143 263V262H142ZM142 263H139V264H142ZM153 264H154V262H152ZM203 263H205V262H203ZM214 263H216V262H214ZM157 264V263H156ZM213 264V263H212ZM219 264V263H218ZM224 264V263H223Z\"/></svg>","mask_w":264,"mask_h":264}]
</instances>
